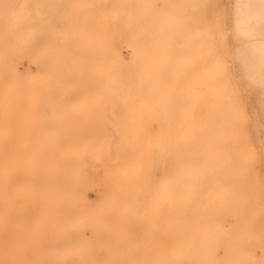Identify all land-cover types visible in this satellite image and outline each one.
Segmentation results:
<instances>
[{
	"label": "rangeland",
	"instance_id": "obj_1",
	"mask_svg": "<svg viewBox=\"0 0 264 264\" xmlns=\"http://www.w3.org/2000/svg\"><path fill=\"white\" fill-rule=\"evenodd\" d=\"M131 1L134 2V0H123V3L122 0H43V2L42 0H30V1L22 0V2L21 0H17L15 3V6L22 13V16L24 15L26 20H24L25 26L21 25L22 24L21 19L19 20L17 31L15 32L16 40L18 41L17 52L18 53L20 52V54H18L19 59L16 60L17 76H13V72L11 73L8 72V69H10L11 67V63L9 62V59L7 61L3 59L0 63V72H2V76H0V178H1L0 184L2 183L0 185L1 188L0 189V198H1L0 199L1 200L0 230L2 232L0 233V250L2 251L0 252V260L1 257L3 258L1 260L2 261L1 263L30 264L31 261H33L34 263L31 264H86V263L87 264L88 263L89 264H167L166 258H168V255L171 250H172L171 254L173 251H174L173 253L186 254V252L188 253L189 250L191 252L192 251L195 252L194 249L198 251L197 253H200V250H202V252H206L207 251L206 248H208L207 245H210L211 243L210 246L212 248L213 245V248L212 249L210 247L208 248L209 250V252H207L208 254H220L221 256L223 255L226 259L229 258L233 262H237V264H241V263L264 264V247H263L264 157H262L264 156L263 155L264 153L263 152L264 151V138H263L264 137L263 136L264 135V95H263L264 90L257 85V82L253 77L254 75L252 71H250L249 69L252 63H250L251 61L249 59V51L247 49H249V46L253 43L252 41L253 39L250 40L246 39L248 37H246L241 32H239V34L244 35V37L239 34L237 35V32L240 31V29L242 28V26L236 27V25L234 24L235 21L234 16L238 14L237 13L236 15H234L237 12L236 7L238 6L237 3H239L238 0H188V1L135 0L137 6L142 5L146 9V10L143 9L144 12H147V14L145 13L144 16L142 15V13L141 15H139V12H141L142 10L138 11L143 7L138 6L139 8L138 9L135 3H134L135 5L133 4L132 6L131 4L133 2L131 3ZM9 2L13 3L12 0L1 1L0 7L2 8V10L4 7H7L5 6V4ZM128 4L129 6H131L130 7L131 11L134 10V12L132 13H135V15L138 14L137 16H133V14L129 9ZM189 4H191V6ZM118 5L121 7H119ZM164 7L165 9H163ZM185 7H187V9ZM149 9L154 12H151ZM118 10H121L123 12H120ZM221 12L222 15L224 14L223 16H221ZM127 14H130V16H128ZM161 14L163 17L160 16ZM217 14L220 16V18ZM225 14L228 17L225 16ZM146 15H148L147 18H149L150 21L149 19L146 18ZM139 16H141L143 20H139V18H141ZM184 17H186V19ZM237 17L238 15L236 16V18ZM123 18L124 20L127 19L128 23L124 21ZM3 19L9 20V17H4ZM131 20L134 22L132 23ZM190 20H192V22ZM216 20H218L217 24H216ZM173 22L174 23L176 22V24L174 25ZM130 23L132 25H130ZM26 24H28L27 27ZM144 25H146L147 27L146 26L144 27ZM216 25L219 27V29ZM228 25L230 28H228ZM128 26L133 28L131 29ZM156 26L158 27L156 28ZM226 27L229 30L231 29L230 30L231 33H228L229 32L228 29L227 32ZM21 28L24 29L22 30ZM99 28L102 29L100 30ZM103 28L107 32L103 30ZM158 28L159 31H157ZM222 28L225 30L224 32H222L223 31ZM236 28L238 29V31ZM60 29L64 31V33ZM166 30L167 33H165ZM219 31H221L223 35L221 34V32L218 33ZM104 32H106L107 34L105 35ZM117 32L118 33L120 32L121 34L119 33L118 35ZM144 32L146 33V35L144 34ZM147 32L149 35L147 34ZM158 32L159 34L162 33V35L158 36L159 35ZM115 33H117V35H115ZM60 34L63 35L61 36ZM102 34L104 37L102 36ZM163 34H166L169 37L166 38V35ZM202 34H204L205 39ZM220 34L222 35V37L224 36V38H222ZM96 35L98 36V38ZM144 35L147 38L148 42L150 43L146 42L144 44L145 42ZM90 36L93 38H91ZM151 36H152V40H151ZM100 37L102 38L100 39ZM160 37L161 39L163 38L162 39L163 41L159 40ZM186 37L187 38L189 37L188 40ZM169 38H171V40ZM174 38L176 40L178 39L177 43L180 44L179 46L178 44H174L176 43ZM166 39L167 41H165ZM201 39L203 41H201ZM3 40L4 39L1 37L0 45H5L6 42L5 40L4 41ZM128 40L130 43L128 42ZM142 40L144 41L143 44H142ZM47 41L49 43H47ZM164 41L165 43H163ZM151 42L153 44L154 42H156L155 44L160 47L153 44L150 46L149 44H151ZM182 42L185 43V44L183 43L184 44L183 47H182ZM100 43L102 44L106 43L105 44L106 47L104 48L105 46L104 44L102 47ZM136 43L137 45H135ZM98 44H100L101 46L100 45L98 46ZM247 44L249 45L248 48H247ZM108 45H110L111 47H109ZM147 45L148 47L145 49V46ZM132 46L134 47L133 49ZM138 46L141 49H139ZM152 46L153 47L156 46L155 48L158 47V49L161 48V50L152 48ZM163 48L165 50H162ZM137 49L139 50L138 53L136 52L138 51ZM170 49H172L173 52H171ZM177 49L178 51H176ZM241 50L243 53H246V55L244 54L243 55L247 61L249 60L248 62L244 60L243 57L241 56L242 55ZM243 50L244 51L246 50V52H244ZM106 51H111L112 53L109 52L108 54ZM182 51L185 53H182ZM207 52H209L208 56L206 54ZM222 52L225 54H223ZM226 53L228 55H226ZM158 54H160L161 56L160 55L157 56ZM190 54H193L195 56H192ZM185 55L187 57H185ZM189 55L191 61L188 58ZM20 56H22V58ZM156 56L158 58L163 57L160 58L161 62L162 61L164 62L166 60L167 61L165 62V64L162 62L164 65L159 61H157L156 63L155 60L156 59L159 60ZM206 57H208L207 60ZM227 57L228 59L230 58L231 60L230 59L229 60L232 62H230L227 59ZM138 58L144 61H141ZM22 59L24 61H22ZM137 59L138 61L135 62V60ZM195 59H197L196 63H198V66L194 61ZM149 62L150 64H152L153 62L154 64V65L152 64L153 67L152 65L149 64ZM146 63L150 67H152V69ZM125 64L128 65V69H130V71L127 69V66ZM155 64H157L158 66L157 65L155 66ZM159 64H162L164 68L166 66L167 69H164L161 65L159 67ZM223 64L227 68H225ZM229 65H231V67ZM138 68L141 70L142 68L143 69L149 68V71L151 70L152 71L148 72V70L146 71L145 69L144 71H141ZM89 69L91 70V72ZM131 69L133 73L132 74L130 73L131 74L130 75L129 72H131ZM134 69L135 71H137L136 69H138L137 72H139V74L134 72ZM153 69L156 70V72H153L154 71ZM168 69H170L169 72H167ZM198 69H200L201 72ZM233 70L235 71V73H237V75L233 74L234 73ZM161 71L163 75L160 73ZM226 71L228 73L230 71L232 72H230L228 75ZM22 72H24V74ZM157 72H159V74ZM141 73L142 74L144 73V79H142ZM149 73L150 74L153 73V74L150 75ZM167 73L168 75H166ZM193 73H195V75ZM96 75L99 80L95 78ZM189 75H192L194 77H191ZM167 76L170 81L169 82L170 87L168 86V89L166 90V86H167L166 84H168L167 83L168 80L167 82L166 80L164 82L162 78L167 79ZM49 77H51L52 81L51 79L49 80ZM235 77L237 80L235 79ZM252 77L254 78V80H252L253 79ZM130 78H132V81L134 83H131L132 81L130 82ZM170 78L172 79V81ZM191 78L192 79L194 78V80H191ZM14 79H15V81H13L14 83L16 82V80L17 82H19L14 84L15 86H17V89L11 82V80ZM146 79L148 80V83L151 82L150 85L153 87V89L149 88L150 87L149 84H146L147 82ZM203 79H205L204 83H202ZM139 80H143V81H139ZM179 80L184 84V86H182ZM187 80L189 81L188 86H187L188 82H186ZM8 81L10 82L11 85L14 86V90L16 89L14 91V93H16L15 96L14 94L12 96V93L10 94L8 92L9 91ZM99 81H101V83H99ZM174 82L176 83L178 82L181 84L180 87H182L181 89L183 90V92L182 90L179 91L180 89L179 85L176 86L178 83L176 84ZM45 83H47L48 85ZM162 83L163 84L166 83L165 84L166 86L163 85ZM170 83L172 84L170 85ZM20 84L21 85L24 84V85L20 86ZM235 84L238 87V89L237 87H235ZM11 85L10 87H12ZM25 85H27V87ZM106 85L107 87H105ZM144 85L145 86L148 85L147 86L148 90L145 88ZM251 85L254 87H252ZM161 86L162 87L165 86V87L162 88ZM185 86L187 87L184 88ZM195 86L197 87L196 89ZM211 87L214 90H216L215 92L217 93H214V90L212 91ZM20 89L23 91L20 92L21 91ZM106 89L109 90L107 91ZM124 90H126V92L128 93L124 92ZM143 90L146 93V95H143L145 94ZM151 90L152 93L154 94L150 93ZM165 90L169 94L164 93L165 95H163V91L166 92ZM160 91L162 92L161 93L162 97L159 93ZM171 91H173L175 94ZM47 92H49L48 94L49 97L52 98L53 96L52 99L54 101H51L53 103V104L50 103L51 105H54V102H56L55 100L57 99H59L60 102L57 103L58 105L57 107L52 108L53 106H50L52 109L51 108L48 109L47 107L44 106L43 107L44 109L42 110L43 105L46 106L49 105L46 99L48 97ZM211 92H213V94H211ZM124 93L126 94V96ZM137 93L139 94L136 95ZM178 93L181 95H179ZM56 94L58 96H55ZM149 94L151 97H154L153 100H155V102L152 100H150L151 102L149 101L150 98ZM157 94L160 95L159 98ZM128 95H130L129 98L130 101L128 99ZM131 95L134 96L136 95L137 100L141 99V101H137L135 96V102L136 101L141 102L138 104L143 105L144 108L143 110H142V105L138 106L137 103L134 104V101L132 102L134 98ZM173 95L175 96V98ZM31 97L32 100L29 99ZM165 97L167 98V102H166L167 104L165 103L166 101ZM172 97L174 98V100L177 101L175 102ZM216 97L219 99L217 100L220 103L216 100ZM146 98L147 101L149 102H146ZM207 98L210 100H208ZM143 99L145 100V102ZM247 99L249 100V103ZM170 100L173 101L170 102ZM206 100H208L209 103L206 102ZM143 102L146 103V106H149L150 104L152 106L145 107V104H143ZM152 102H154V104L156 105H153ZM30 103L32 106L30 105ZM73 103L74 105H72ZM115 103L117 106L115 105ZM160 104L161 106L158 107L157 105ZM174 104H175V108H174L175 111L173 110ZM22 105L26 109L25 112H27V110L29 111L27 112L26 115L23 112L24 109H22ZM248 105H250V107ZM117 107L119 109L121 108V110L119 111ZM136 107L137 108L139 107L138 108L139 110ZM155 107L156 110H154ZM163 107H165L166 110H164ZM242 107H244V109ZM220 109L223 110V111L221 110V112H223V115L220 112ZM250 109L253 110L251 111ZM49 110L52 111L54 115L51 114ZM127 110L131 111V113L128 112ZM21 111L24 114L20 113ZM42 111L48 114L46 115V118L47 116H49V114H51L50 115L51 118L49 116L48 117L49 120L47 119L46 121V118H44L45 116L42 114L44 112ZM250 111L253 112V116L252 113H250ZM76 113L78 115H76ZM103 113L105 114L104 117H103ZM210 113L212 116L210 115ZM249 114L251 116H249ZM213 115L214 116L217 115V116L213 117ZM54 116L55 117L57 116L55 119L56 120L58 119L60 122L57 120L55 123ZM195 116H197L195 118L196 121L195 119H193ZM52 117L54 120L52 119ZM212 117L215 118L214 120L216 121V123H214L215 121L212 120L213 119ZM256 117L260 122L256 119ZM41 119L42 121H44V123L51 122L50 124L54 123L55 126L54 124H52V126L51 125L48 126V124L47 123H46L47 125L44 124L41 121ZM111 120L113 121L112 123ZM172 120L173 122H171ZM219 122L223 124L221 125ZM41 123H43V126L44 125L46 127L48 126L47 127L48 130L51 131L54 135L51 132L47 131V133L50 134V137L45 139V136L47 135L45 134L46 133L45 131L47 130V128H43L44 130H41L40 128L42 125ZM39 125H40L39 127L40 129L37 127ZM194 126H196L197 128L195 129ZM169 127L171 128L172 131L170 130ZM251 127H253L254 130L251 129ZM257 127L259 128L257 129ZM57 128H59V130ZM109 128L111 129L110 131L112 133L108 130ZM29 129L32 130L33 132H31ZM41 131L43 132V134ZM237 131L239 133H237ZM261 131L263 134L261 133ZM168 132L170 133L168 134ZM84 134L88 137H86ZM261 138L263 139L261 140ZM37 141L40 144V145L38 144L40 147L37 146ZM192 141H196V143H192ZM41 142L45 146L44 148H42L43 145L41 146ZM48 142L49 143L52 142L54 145H52V143L49 144ZM27 143L29 144V146ZM165 143L167 146L165 145ZM30 145H31V149H30ZM139 145H141V147H139ZM83 146L86 147L87 150H85ZM138 147L141 149H139ZM227 147L229 149H227ZM43 149L44 150L46 149L45 150L46 152L43 151ZM82 149H83V153H81ZM100 149H102V151L104 150L103 153ZM230 149L232 150L230 151ZM30 150L32 151L31 154H29ZM110 150L113 153H111ZM99 151H101L100 152L101 154H99ZM137 151H141V152H137ZM177 151L178 153H176ZM93 152L96 155L94 154L93 156L92 154ZM76 153H77V157L75 158L74 155L76 156ZM88 153H90V155L92 154L91 155L92 157L90 155L89 157ZM139 153H141V155L137 156V154ZM229 153L231 154V156L229 155ZM28 154L29 157L30 155H32V157L30 158L27 157ZM80 154L82 155V157L80 156ZM104 154H105V158H103V161H101L102 157H100V155L104 157ZM83 155H86V158L83 157ZM169 155H171V157ZM137 157L141 159L139 158L137 159ZM158 157L159 158L161 157V159H158ZM175 157L177 161H175L176 160ZM27 158H29L28 161H26ZM43 158H45V162ZM77 158L79 159L77 160ZM84 158L88 163H86V161L80 162V160H83ZM143 158L144 161L142 160ZM168 158L172 159V163L173 162L174 163L172 164L170 162L171 160ZM184 158L186 160H184ZM151 159L155 161V164H152ZM166 159L170 163H168ZM193 159H195V161H193ZM180 160L182 162H180ZM183 160L185 162H183ZM24 162L25 164H23ZM46 162L48 164L49 163L51 164L48 165ZM91 162H92L91 164L92 166L90 165ZM165 162H167L168 165ZM207 162L208 164L206 165ZM43 163L45 165H43ZM79 163H82V167ZM173 165L174 168L170 167V169L168 168L167 170V172L171 170L169 174L167 172H164L166 168L165 166L169 167ZM200 165L202 166L201 168ZM43 166L45 169V171L43 169L44 172L41 170ZM47 166L48 169L46 168ZM80 167L84 168V171ZM103 168H105V170ZM35 169L36 171L41 170L43 173H45L46 171L49 172L50 169V173L46 172L47 179L44 180L42 178L43 180L41 182L43 183H38L40 187L39 186L37 187V182H39L38 178L35 180V177H38L37 174L39 171L36 172ZM141 169H143L144 171H141ZM152 169L153 171H151ZM173 170H177L174 173L175 175L173 174ZM32 171L34 173L33 175H32ZM74 171H77L76 176L74 175L75 174ZM78 171L82 172L83 175L82 179L81 177H79L81 175L80 174L81 172L78 173ZM43 173L40 174H42V176L45 177L46 174ZM77 173L80 175L78 176ZM166 173L167 175H165ZM180 173L181 174L183 173V175H181ZM3 175L5 176V178L2 177ZM69 175H71L72 178ZM177 175L180 178L175 177ZM139 176H143L145 178L147 177L149 179L150 176H152L151 178L153 179H150L151 181L149 180V182L150 183L152 182L151 186L153 185L152 187H155L156 189L161 188L158 186L165 184L168 181L167 180L168 177L173 178V179L171 178L172 181H170V179L168 178L170 184L168 182L165 184L166 188L168 187L167 188L168 195H164L165 196L164 199L166 198L167 201H165L166 200L165 199L164 203L165 202L166 203L161 205V209L163 208V210L161 211V213H163L162 216L173 217L175 214L173 220L170 218L167 219L166 221V218L160 216L161 220L159 217L158 219L154 220L155 223H152L147 221V219L142 218L141 216L142 209L141 207L138 206L139 198L137 197L141 195L140 193L138 194V192L140 191L138 188L139 185H141V181H140L141 177ZM9 178L10 180H8ZM86 178L90 180L89 181L90 186L86 184V180H85ZM121 178L122 180L124 179L123 182ZM161 178L165 180V183L163 182L162 184ZM176 178L180 180L181 184H179L180 182ZM39 179H41V177H39ZM175 179L178 182H176ZM181 179L182 180L184 179L187 182L184 180L182 181ZM5 180L9 181L7 183L8 185L4 184L6 183ZM190 182L192 183L191 185H189ZM176 183H178V185H176ZM35 184L36 186H34ZM171 184L174 186L175 190L178 188L177 191H179V195L181 194L180 196L178 195V192L174 190ZM36 187L39 189H37ZM144 187L147 188V186ZM162 187L164 189V185ZM185 187L187 188L185 189ZM21 188L23 189L22 192H21ZM31 189L32 190L34 189L33 190L34 192ZM173 190L175 191L176 194L174 193ZM185 190L187 193L185 192ZM172 191L175 194V196L172 194ZM189 191L192 192L190 193ZM120 193L121 195L119 196ZM46 195L50 197L51 200L53 198V201H51L50 198L48 199ZM173 196L175 198H173ZM136 197L138 199L137 202L136 200H134ZM177 197L180 199L182 203L179 200H176L178 199ZM116 198L118 199L116 200ZM170 198L174 200L172 201ZM42 199H44L45 201H42ZM192 199H194L195 201L197 199V201L194 202ZM219 199L222 200V202H220ZM55 200L57 203L55 202ZM183 200L186 201L185 204L186 205L188 204L187 206L184 205ZM26 201L28 202L26 203ZM42 202H44V204ZM175 203L177 204L174 205ZM218 203L221 205V207H219L220 205ZM29 204L30 205L32 204V209ZM178 204L180 205L179 207L182 209L178 207ZM181 204L183 205V207ZM189 204L194 205V207ZM118 205L120 206V208ZM129 205H130V210L128 209ZM169 205L173 208L172 210V208L169 207L171 209V212L169 211L168 208ZM173 206L178 207L176 208L177 209L176 211L180 209V214H177V212L174 211L175 208ZM216 206H218V208H216ZM82 207H84L85 210ZM189 209L191 212L189 211ZM125 210H127L126 211V213L128 214L127 216L124 215L126 213H123ZM200 210L201 211L203 210L202 211L203 213ZM214 210L215 213L213 212ZM130 211L134 213H130ZM164 212H169V214L170 213L173 214L169 215L168 213L165 214ZM195 213L201 215H198L196 218ZM178 215L182 219L179 220ZM182 215L184 219L186 218V220L183 219ZM136 216L139 219H143V221L146 220V222L144 221L146 224L150 223L151 226L157 225L156 226L157 228L154 226L153 227L156 230L157 229L158 230L156 231L154 228H152L149 225H147L146 228V225L145 223H143L142 220L139 221L138 219L136 222L137 219ZM55 218L58 220H56ZM61 219H63L62 220L63 222L61 221ZM127 219H130V222L129 220L127 221ZM133 220H135V222H133ZM157 220L160 221L163 225H166L165 223L169 224L168 221L169 222L171 221L169 224L170 227L168 226L169 228H167V225L166 227L162 226V224H159ZM205 221L208 223H205ZM17 222L18 223L20 222L19 226ZM34 222L36 224H34ZM55 223H57L58 226H56ZM61 223L65 228L61 229L62 228L60 226L62 225ZM178 223L182 225H179ZM16 224L18 227L16 226ZM41 224L43 227L41 226L42 228L40 229ZM134 224H136L137 226ZM204 224L206 226H204ZM139 225L143 226L144 229H139L141 228V226ZM190 225L194 227L192 228ZM148 226L152 229H150ZM49 227L50 228L52 227V229H50ZM170 228L172 229L170 230V232H172L171 236L174 235L172 236L174 240L168 239L171 238L169 237L170 234H168L169 231H167V229ZM179 228L183 230L177 231ZM184 228L186 229L185 230L186 233L183 232ZM187 228L188 229L190 228V230H188ZM153 229L156 232H152L151 230ZM57 230L59 231L57 232ZM161 230H163L164 232L163 231L161 232ZM193 230L197 231L198 233L196 232L192 233ZM184 234L186 235V237H184L185 236ZM245 234L251 239L246 237ZM250 234L253 235V237H250L251 236ZM50 235H52V237H50ZM190 235L193 236L194 238L191 239ZM14 236L17 238H15ZM53 236H54V242L50 239V238L53 239ZM60 236L61 237L63 236L62 239H59ZM154 236L160 237L161 239L158 240V238ZM142 237H144L145 240ZM244 237H246V239H244ZM9 238L10 241L8 240ZM35 239H37L38 241ZM49 239H50V243H49ZM58 239L61 241L57 242ZM215 240L218 241L213 243ZM245 240L247 241V243L249 242L248 245L247 243H245L247 246L243 243V241ZM142 241H144L145 244L142 243ZM194 241L196 242L194 243ZM62 242L65 245L62 244ZM216 243H218V246ZM188 244L193 245V249H191L192 247L190 248ZM5 245L9 246V248ZM144 245L145 246L147 245V248ZM28 246L30 249H28ZM54 246L56 249H58V253L59 252L61 253L63 252V253L56 254ZM69 246L71 248H69ZM77 246H79V248H77ZM4 248L5 249L7 248L5 252L2 250ZM64 248H65V252H64ZM61 249L62 251H60ZM66 249L68 250V252H66L67 251ZM168 249L171 250L169 251ZM259 249L261 251H259ZM167 251L169 252L167 253ZM48 253L51 254L49 255ZM226 253H228V255ZM37 254L40 255V256L38 255L39 258ZM238 254H240V256ZM48 255L50 257H48ZM245 257L247 258L245 259ZM40 258H42L43 261ZM229 259L227 261H229Z\"/></svg>",
	"mask_w": 264,
	"mask_h": 264
},
{
	"label": "bare ground",
	"instance_id": "obj_2",
	"mask_svg": "<svg viewBox=\"0 0 264 264\" xmlns=\"http://www.w3.org/2000/svg\"><path fill=\"white\" fill-rule=\"evenodd\" d=\"M1 1H2V0H0V3H1ZM12 1H13V3H12V2H11V3L9 2V3L5 4V6H7V7H4L3 10H2V8L0 7V40H1V37H2V38L5 40V42H6L5 45H0V63H1V61H2L3 59L6 60V61L9 59V62L11 63V67H10V69H8V72H10V73L13 72V76H17V75H16V74H17L16 60L19 59V58H18V57H19L18 54H20V52H19V53L17 52V47H18V46H17V42H18V41L16 40L15 32L17 31V26H18L19 20L21 19V23H22V24H21V23H20V24L25 26V24H24V20H26V18L24 17V15L22 16V13H21V12L17 9V7L15 6V3H16L17 0H12ZM29 1H30V0H29ZM143 1H144V0H143ZM146 1H147V0H146ZM186 1H188V0H186ZM21 2H22V0H21ZM42 2H43V0H42ZM132 2H133V1H131V3H132ZM138 2H139V1H138ZM138 2H137V3H138ZM236 2H237V1H236ZM236 2H235V3H236ZM238 2H239V3H237L238 6L236 7V8H237V9H236L237 12H236V13L234 12V13H235L234 15H236V14L238 13V14H237L238 17L236 18L237 15L234 16V19H235V21H236V22L234 21V24L236 25V27H237V26H238V27H239V26H240V27L242 26V28L240 29V31H238V29L236 28L237 31H238V32H237V35L239 34V32H241V33H243L246 37H248V38L245 37L246 39H248V40L253 39V40H252L253 43H252L250 46L247 44V48H248V46H249V49H247V50L249 51V59H250V61H251L250 63H252V64L250 65L249 69H250V71H252V73H253V75H254L253 77L255 78V80H256V82H257V85H258L261 89L264 90V0H238ZM118 3H121V2H118ZM122 3H123V0H122ZM124 3H125V2H124ZM134 3L136 4V1H135V0H134V2H133L131 5L133 6ZM164 3H165V2H164ZM98 4H99V3H98ZM135 4H134V5H135ZM172 4H173V3H172ZM177 4H178V3H177ZM115 5H116V4H115ZM143 5H144V4H143ZM189 5L191 6V4H189ZM118 6H119V5H118ZM123 6H124V5H123ZM128 6H129V4H128ZM136 6H137V4H136ZM138 6H139V5H138ZM138 6H137V8H138ZM147 6H148V5H147ZM179 6H180V5H179ZM182 6H183V5H182ZM113 7H114V6H113ZM119 7H121V6H119ZM130 7H131V6H129V9H130ZM139 7H143V6L141 5V6H139ZM133 8H134V7H133ZM185 8L187 9V7H185ZM126 9H127V8H126ZM138 9H139V8H138ZM143 9H145V8L143 7V8H141V9L138 10V11H141V10H142L141 12H139V15H141V13H142L143 16H144L145 13L147 14V12H144ZM152 9H153V7H152ZM163 9H165V7H164ZM180 9H182V8H180ZM194 9H195V8H194ZM21 10H22V8H21ZM145 10H146V9H145ZM149 10H150V9H149ZM183 10H184V9H183ZM118 11L123 12V11H121V10H118ZM130 11H131V9H130ZM150 11H151V10H150ZM150 11H149V12H150ZM186 11H187V10H186ZM186 11H185V12H186ZM132 12H134V10L131 11V13H132ZM135 12H136V11H135ZM151 12H154V11H151ZM156 12H157V11H156ZM183 12H184V11H183ZM223 12H224V11H223ZM136 13H137V12H136ZM163 13H164V11H163ZM132 14H133V16H137V15H138V14L135 15V13H132ZM195 14H196V13H195ZM218 14H219V13H218ZM218 14H217V15H218ZM127 15L130 16V14H127ZM150 15H151V14H150ZM155 15H156V14H155ZM164 15H165V14H164ZM167 15H168V14H167ZM188 15H189V14H188ZM223 15H224V14H223ZM223 15H222V12H221V16H223ZM123 16H125V15H123ZM147 16H148V15H146V18H147ZM160 16H162V14H161ZM215 16H216V15H215ZM218 16H219V15H218ZM225 16H227V15L225 14ZM4 17H9V20H8V19H7V20H6V19H3ZM126 17H127V16H126ZM139 17H141V16H139ZM156 17H157V16H156ZM162 17H163V16H162ZM168 17H169V16H168ZM170 17H171V16H170ZM191 17H193V16H191ZM205 17H206V16H205ZM207 17H208V16H207ZM227 17H228V16H227ZM133 18H134V17H133ZM133 18H131V19H133ZM184 18L186 19V17H184ZM219 18H220V16H219ZM223 18H224V17H223ZM125 19H126V18H125ZM147 19H149V18H147ZM171 19H172V18H171ZM175 19H176V18H175ZM179 19H180V17H179ZM185 19H184V20H185ZM187 19H188V17H187ZM4 20H5V21H4ZM123 20H124V18H123ZM139 20H143L142 17L139 18ZM139 20H138V22H139ZM154 20H155V19H154ZM192 20H194V19H192ZM192 20H190V21L192 22ZM212 20H213V19H212ZM221 20H223V19H221ZM7 21H8V22H7ZM124 21L127 22V19L124 20ZM131 21H132V20H131ZM149 21H150V19H149ZM149 21H147V22H149ZM169 21H170V20H169ZM172 21H173V20H172ZM186 21H187V20H186ZM217 21H218V20H216V24H217ZM25 22H26V21H25ZM133 22H134V21H132V23H133ZM151 22H152V21H151ZM219 22H220V21H219ZM26 23H27V22H26ZM122 23H124V22H122ZM127 23H128V22H127ZM141 23H142V21H141ZM173 23H174V22H173ZM185 23H186V22H185ZM194 23H195V21H194ZM28 24H29V23H28ZM28 24H26V27H27ZM63 24H64V23H63ZM98 24H99V23H98ZM149 24H150V23H149ZM175 24H176V22L174 23V25H175ZM198 24H199V23H198ZM226 24H227V22H226ZM112 25H113V24H112ZM128 25H129V24H128ZM130 25H132V24L130 23ZM147 25H148V23H147ZM164 25H165V24H164ZM222 25H223V24H222ZM222 25H221V26H222ZM229 25H230V23H229ZM229 25H228V28H230ZM141 26H142V25H141ZM145 26H146V25H144V27H145ZM151 26H152V25H151ZM186 26H187V24H186ZM203 26H204V24H203ZM216 26H217V25H216ZM221 26H220V27H221ZM225 26H227V25H225ZM71 27H72V26H71ZM119 27H120V26H119ZM128 27H130V26H128ZM146 27H147V26H146ZM157 27H158V26H156V28H157ZM182 27H183V26H182ZM184 27H185V26H184ZM217 27H218V26H217ZM12 28H13V29H12ZM81 28H82V27H81ZM130 28H131V27H130ZM132 28H133V27H132ZM132 28H131V29H132ZM137 28H139V27H137ZM141 28H142V27H141ZM188 28H189V27H188ZM188 28H187V29H188ZM198 28H199V26H198ZM228 28L226 27V30H227ZM21 29L23 30L24 28H21ZM61 29H62V28H61ZM61 29H60V30H61ZM99 29H100V28H99ZM101 29H102V28H101ZM101 29H100V30H101ZM134 29H136V28H134ZM185 29H186V28H185ZM216 29H217V28H216ZM218 29H219V27H218ZM218 29H217V30H218ZM236 29H235V31H236ZM19 30H20V29H19ZM62 30H63V29H62ZM62 30H61V31H62ZM103 30H105V29L103 28ZM119 30H120V29H119ZM164 30H165V29H164ZM208 30H209V29H208ZM222 30H223V31H222ZM222 30H221L222 32L225 31L223 28H222ZM228 30H229V29H228ZM228 30H227V32H228ZM230 30H231V29H230ZM230 30H229L228 33H231ZM84 31H85V30H84ZM84 31H83V32H84ZM105 31H106V30H105ZM116 31H117V30H116ZM116 31H115V32H116ZM130 31H131V30H130ZM136 31H137V30H136ZM146 31H147V30H146ZM157 31H159V28H158ZM157 31H156V32H157ZM171 31H172V30H171ZM213 31H214V30H213ZM221 31H219L218 33H220ZM233 31H234V30H233ZM20 32H23V31H20ZM62 32L64 33V31H62ZM81 32H82V31H81ZM101 32H102V31H101ZM101 32H100V33H101ZM106 32H107V31H106ZM106 32H104L105 35L107 34ZM156 32H155V33H156ZM180 32H182V31H180ZM222 32H221V34L223 35ZM18 33H19V32H18ZM73 33H74V32H73ZM85 33H86V32H85ZM100 33H99V34H100ZM102 33H103V32H102ZM117 33H118V32H117ZM117 33H115V35H117ZM119 33H120V32H119ZM119 33H118V35H119ZM133 33H134V32H133ZM133 33H132V34H133ZM136 33H137V32H136ZM165 33H167V30H166ZM177 33H178V31H177ZM177 33H176V34H177ZM209 33H210V31H209ZM218 33H217V34H218ZM16 34H17V33H16ZM81 34H82V33H81ZM86 34H87V33H86ZM120 34H121V33H120ZM137 34H138V33H137ZM144 34L146 35L145 32H144ZM147 34H148V32H147ZM150 34H151V33H150ZM158 34H159V32H158ZM185 34H186V33H185ZM221 34H220V35H221ZM60 35H61V34H60ZM62 35H63V34H62ZM62 35H61V36H62ZM69 35H71V34H69ZM100 35H101V34H100ZM100 35H99V36H100ZM133 35H134V34H133ZM145 35H144L145 42L142 40V44H143V42H144V44H145L146 42H148V40H147V38L145 37ZM148 35H149V34H148ZM148 35H147V37H148ZM155 35H156V34H155ZM160 35H162V33L159 34L158 36H160ZM163 35H166V34H163ZM168 35H169V34H168ZM172 35H174V34H172ZM177 35H178V34H177ZM183 35H184V34H183ZM186 35H187V34H186ZM202 35L204 36V34H202ZM205 35H206V34H205ZM222 35H221V37H222ZM227 35H229V34H227ZM239 35H241V36L244 37V35H242V34H239ZM20 36H21V35H20ZM92 36H93V35H92ZM96 36H97V35H96ZM96 36H95V37H96ZM102 36H103V34H102ZM136 36H137V35H136ZM156 36H157V35H156ZM175 36H176V35H175ZM178 36H179V35H178ZM203 36H202V37H203ZM218 36H219V35H218ZM218 36H217V38H218ZM231 36H232V34H231ZM5 37H6V39H5ZM59 37H60V36H59ZM82 37H83V36H82ZM90 37H91V36H90ZM103 37H104V36H103ZM109 37H110V36H109ZM124 37H125V36H124ZM124 37H123V38H124ZM132 37H133V36H132ZM162 37H163V36H162ZM167 37H169V36L166 35V38H167ZM235 37H236V36H235ZM18 38H19V37H18ZM54 38H55V37H54ZM62 38H63V37H62ZM91 38H93V37H91ZM97 38H98V36H97ZM101 38H102V37H100V39H101ZM144 38H143V39H144ZM171 38H172V36H171ZM171 38H169V39L171 40ZM175 38H176V37H175ZM175 38H174V39H175ZM179 38H180V37H179ZM186 38H187V37H186ZM188 38H189V37H188ZM188 38H187V40H188ZM219 38H220V37H219ZM222 38H224V36H223ZM238 38H239V37H238ZM238 38H237V39H238ZM100 39H98V40H100ZM103 39H104V38H103ZM106 39H107V37H106ZM109 39H110V38H109ZM137 39H139V38H137ZM148 39H149V38H148ZM162 39H163V38H162ZM162 39H161V37H160L159 40L163 41ZM174 39H173V40H174ZM192 39H193V38H192ZM204 39H205V36H204ZM4 40H3V41H4ZM25 40H28V39H25ZM55 40H56V39H55ZM57 40H58V39H57ZM98 40H97V41H98ZM139 40H141V39H139ZM151 40H152V36H151ZM173 40H172V42H173ZM189 40H190V39H189ZM194 40H195V39H194ZM220 40H221V39H220ZM228 40H229V39H228ZM20 41H21V39H20ZM20 41H19V42H20ZM94 41H95V40H94ZM109 41H110V40H109ZM149 41H150V40H149ZM155 41H156V40H155ZM165 41H167V39H166ZM165 41H164L163 43H165ZM175 41H176V43H174V44H178V43H177V42H178V39H177V40L175 39ZM191 41H192V40H191ZM199 41H200V40H199ZM199 41H198V42H199ZM201 41H203V40L201 39ZM214 41H215V40H214ZM241 41H242V40H241ZM100 42H101V41H100ZM105 42H108V41H105ZM128 42H129V40H128ZM192 42H193V41H192ZM219 42H222V41H219ZM228 42H229V41H228ZM47 43H49V42L47 41ZM97 43H98V42H97ZM110 43H112V42H110ZM129 43H130V42H129ZM148 43H150V42H148ZM148 43H147V44H148ZM155 43H156V42H154V44H153V43L151 42V44H149V45H150V46H151L152 44H153V45H156ZM179 43H180V42H179ZM183 43H184V42H182V47H183L184 44H185V43H184V44H183ZM230 43H231V42H230ZM19 44H22V43H19ZM50 44H51V43H50ZM63 44H64V43H63ZM80 44H81V43H80ZM85 44H86V43H85ZM100 44H101L102 47H103V44H104V43H103V44L100 43ZM100 44H98V46H99ZM105 44H106V43H105ZM105 44H104V45H105ZM108 44H109V43H108ZM142 44H141V45H142ZM158 44H159V43H158ZM174 44H172V45H174ZM200 44H201V43H200ZM223 44H224V43H223ZM225 44H226V43H225ZM241 44H242V43H241ZM86 45H87V44H86ZM86 45H85V46H86ZM101 45H100V46H101ZM135 45H137V43H136ZM159 45H160V44H159ZM162 45H163V44H162ZM167 45H168V44H167ZM179 45H180V44H178V46H179ZM228 45H229V44H228ZM238 45H240V44H238ZM47 46H48V45H47ZM49 46H50V45H49ZM81 46H82V45H81ZM108 46L111 47L110 45H108ZM156 46H158V45H156ZM156 46H154V47L152 46V48H155ZM163 46H164V45H163ZM204 46H205V44H204ZM219 46H220V45H219ZM224 46H225V45H224ZM224 46H223V47H224ZM70 47H71V46H70ZM70 47H69V48H70ZM105 47H106V45L104 46V48H105ZM136 47H137V46H136ZM147 47H148V45L145 46V49H146ZM158 47H160V46H158ZM158 47L155 48V49H158ZM164 47H165V46H164ZM167 47H168V46H167ZM173 47H174V46H173ZM221 47H222V46H221ZM228 47H229V46H228ZM88 48H89V47H88ZM88 48H86V49H88ZM104 48H101V49H104ZM133 48H134V47L132 46V49H133ZM138 48H139V46H138ZM169 48H170V47H169ZM175 48H176V47H175ZM111 49H112V48H111ZM127 49H128V47H127ZM139 49H141V48H139ZM159 49L161 50V48H159ZM159 49H158V50H159ZM221 49H222V48H221ZM225 49H226V48H225ZM245 49H246V48H245ZM44 50H45V49H44ZM80 50H81V49H80ZM112 50H113V49H112ZM135 50H136V48H135ZM137 50H138V49H137ZM158 50H157V51H158ZM162 50H165V49L163 48ZM170 50H171V52H173L172 49H170ZM173 50H174V49H173ZM204 50H205V49H204ZM218 50H219V49H218ZM226 50H227V49H226ZM236 50H237V49H236ZM32 51H33V50H32ZM45 51H46V50H45ZM145 51H146V50H145ZM174 51H175V50H174ZM176 51H178V49H177ZM193 51H195V50H193ZM208 51H209V50H208ZM243 51H244V50H243ZM106 52L109 54V52H111V51H106ZM119 52H120V49H119ZM136 52L138 53L139 50L136 51ZM136 52H135V54H136ZM146 52H147V51H146ZM196 52H197V51H196ZM205 52H206V51H205ZM225 52H226V51H225ZM239 52H240V51H239ZM241 52H242V50H241ZM244 52H246V50H245ZM111 53H112V52H111ZM182 53H185V52L182 51ZM222 53H223V52H222ZM123 54H124V53H123ZM143 54H144V53H143ZM156 54H157V52H156ZM176 54H177V53H176ZM193 54H194V53H193ZM193 54H190V55L195 56V55H193ZM196 54H197V53H196ZM206 54H207V56H208V55H209V52H207ZM218 54H219V52H218ZM223 54H225V53H223ZM243 54L246 55V53H243V52H242V55H241V56L243 57V59L246 60V59L244 58V55H243ZM247 54H248V52H247ZM21 55H22V54H21ZM118 55H119V54H118ZM124 55H125V54H124ZM159 55H160V54H158L157 56H159ZM166 55H167V54H166ZM166 55H165V56H166ZM179 55H180V54H179ZM190 55L188 56V58H189L190 61H191ZM226 55H228V54L226 53ZM226 55H225V56H226ZM231 55H232V54H231ZM237 55H238V54H237ZM136 56H138V55H136ZM157 56H156V57H157ZM160 56H161V55H160ZM165 56H164V57H165ZM173 56H174V54H173ZM176 56H177V55H176ZM219 56H220V55H219ZM222 56H223V55H222ZM241 56H240V57H241ZM247 56H248V55H247ZM20 57L22 58V56H20ZM117 57H118V56H117ZM117 57H116V58H117ZM180 57H181V56H180ZM185 57H187V56L185 55ZM220 57H221V56H220ZM223 57H224V56H223ZM230 57H231V56H230ZM27 58H28V57H27ZM83 58H84V57H83ZM157 58H158V57H157ZM160 58H163V57H160ZM160 58H158L159 60L156 59L155 62H156V63H157V61L161 62ZM167 58H168V56H167ZM176 58H177V57H176ZM201 58H202V57H201ZM207 58H208V57H206V60H207ZM138 59H139V58H138ZM138 59L135 60V62L138 61ZM165 59H166V58H165ZM203 59H204V58H203ZM227 59H228V57H227ZM229 59H230V58H229ZM229 59H228V60H229ZM115 60H116V59H115ZM139 60H141V59H139ZM151 60H152V59H151ZM187 60H188V59H187ZM196 60H197V59L194 60L195 63H196ZM224 60H225V59H224ZM230 60H231V59H230ZM230 60H229V61H230ZM232 60H233V59H232ZM22 61H24V60L22 59ZM56 61H57V60H56ZM128 61H129V60H128ZM141 61H144V60H141ZM166 61H167V60H166ZM166 61H164V62L162 61V62L165 64ZM203 61H204V60H203ZM222 61H223V58H222ZM229 61H228V62H229ZM246 61H247V60H246ZM248 61H249V60H248ZM248 61H247V62H248ZM41 62H42V61H41ZM125 62H126V61H125ZM162 62H161V63H162ZM168 62H169V61H168ZM198 62H199V61H198ZM206 62H208V61H206ZM230 62H232V61H230ZM10 63H9V64H10ZM138 63H139V62H138ZM143 63H144V62H143ZM163 63H162V64H163ZM94 64H95V63H94ZM134 64H135V63H134ZM146 64H147V63H146ZM149 64H150V62H149ZM152 64H153V62H152ZM152 64H150V65H152ZM162 64H159V67H160V65L163 67L164 64H163V65H162ZM167 64H168V63H167ZM167 64H166V65H167ZM193 64H194V62H193ZM196 64H197V66H198V63H196ZM246 64H247V63H246ZM14 65H15V66H14ZM95 65H96V64H95ZM107 65H108V64H107ZM125 65L127 66V69H128V65H127V64H125ZM139 65H141V64H139ZM139 65H138V67H139ZM144 65H145V64H144ZM147 65H148V64H147ZM147 65H146V66H147ZM153 65H154V64H153ZM153 65H152V67H153ZM156 65H157V64H155V66H156ZM169 65H171V64H169ZM223 65H224V64H223ZM234 65H235V64H234ZM7 66H8V65H7ZM148 66H149V65H148ZM157 66H158V65H157ZM229 66L231 67V65H229ZM149 67H150V66H149ZM152 67H150V68L152 69ZM169 67H170V66H169ZM195 67H196V66H195ZM224 67H225V65H224ZM230 67H229V68H230ZM245 67H246V65H245ZM6 68H9V67H6ZM45 68H46V66H45ZM130 68H131V67H130ZM136 68H137V67H136ZM156 68H157V67H156ZM163 68H164V67H163ZM225 68H227V67H225ZM229 68H228V69H229ZM233 68H234V66H233ZM138 69H139V68H138ZM138 69H136V70L138 71ZM144 69H145L146 71L148 70V72H151V71H152V70L149 71V68H148V69L144 68ZM144 69L142 68V70H141V69H139V70L144 71ZM159 69H161V68H159ZM164 69H167V67L165 66ZM172 69H173V68H172ZM231 69H232V68H231ZM51 70H52V68H51ZM89 70H90V69H89ZM121 70H122V69H121ZM128 70L130 71V69H128ZM153 70H154V69H153ZM157 70H158V69H157ZM169 70H170V69H168V71H167V70H166V71L169 72ZM198 70L201 72L202 68H201V70H200V69H198ZM224 70H225V69H224ZM247 70H248V69H247ZM137 71H135V69H134V72H136V73L139 74V72H137ZM158 71H159V70H158ZM192 71H193V70H192ZM195 71H196V70H195ZM199 71H197V72H199ZM228 71H229V70H228ZM8 72H7V73H8ZM90 72H91V70H90ZM93 72H95V71H93ZM153 72H156V70H154ZM223 72H224V71H223ZM230 72H232V71H230ZM230 72H229V73H230ZM233 72H234L233 74H236V75H237V73H235L234 70H233ZM22 73L24 74V72H22ZM27 73H28V72H27ZM29 73H32V72H29ZM53 73H54V72H53ZM57 73H58V72H57ZM96 73H97V72H96ZM96 73H95V74H96ZM124 73H125V72H124ZM130 73H131V74L133 73V72H132V69H131V72H129V74H130ZM157 73L159 74V72H157ZM157 73H155V74H157ZM160 73L162 74V71H161ZM163 73H165V72H163ZM191 73H192V72H191ZM226 73H228V72L226 71ZM229 73H228V75H229ZM244 73H245V72H244ZM246 73H249V72H246ZM131 74H130V75H131ZM141 74H142V73H141ZM149 74H150V73H149ZM151 74H153V73H151ZM151 74H150V75H151ZM171 74H172V73H171ZM193 74L195 75V73H193ZM198 74H199V73H198ZM216 74H217V73H216ZM238 74H239V73H238ZM31 75H33V74H31ZM72 75H73V74H72ZM130 75H129V76H130ZM162 75H163V74H162ZM166 75H168V73H167ZM169 75H170V74H169ZM249 75H250V74H249ZM0 76H2V72H0ZM36 76H37V75H36ZM132 76H133V75H132ZM141 76H142V79H144V73H143ZM189 76L194 77V76H192V75H189ZM234 76H235V75H234ZM32 77H33V76H32ZM34 77H35V76H34ZM94 77H95V76H94ZM130 77H131V76H130ZM133 77H134V76H133ZM253 77H252V78H253ZM5 78H6V77H5ZM24 78H25V76H24ZM95 78H97V75H96ZM139 78H141V77H139ZM155 78H156V77H155ZM161 78H162V77H161ZM237 78H238V76H237ZM254 78H253L252 80H254ZM2 79H3V78H2ZM50 79H51V77H49V80H50ZM133 79H134V78H133ZM170 79H171V78H170ZM195 79H196V78H195ZM232 79H233V77H232ZM235 79H236V77H235ZM97 80H99V79L97 78ZM151 80H152V79H151ZM162 80H163L164 82H165V80H166V82H167V80H168V82H167L168 84L165 83L167 86H166L165 84L162 83L163 85L166 86V90H167V89H168V86H169V82H170L169 79H168V76H167V79H163V78H162ZM181 80H182V79H181ZM191 80H194V78H193V79L191 78ZM198 80H199V79H198ZM203 80H204V81H203ZM203 80H202V83L205 82V79H203ZM230 80H231V79H230ZM236 80H237V79H236ZM236 80H235V81H236ZM4 81H5V80H4ZM9 81H10V79H9ZM9 81H8V84H9V85H8V87H9V88H8V89H9L8 92H9L10 94L12 93V96H13V94H14V96H15L16 93H14V91L17 89V86H15L14 84H15V83H19V82H17V80H16V82L14 83L13 81H15V79H14V80H11L12 84L16 87V89L14 90V86L11 85ZM51 81H52V79H51ZM53 81H54V80H53ZM57 81H58V80H57ZM125 81H126V80H125ZM131 81H132V78H130V82H131ZM139 81H143V80H139ZM144 81H145V80H144ZM146 81H147L146 84H149V86H150L149 88H152V89H153V87L150 85V84H151L150 80H149L150 83H148V80H147V79H146ZM159 81H161V80H159ZM159 81H158V82H159ZM163 81H162V82H163ZM171 81H172V79H171ZM179 81H180V80H179ZM183 81H185V80H183ZM232 81H233V80H232ZM121 82H122V81H121ZM180 82H181V81H180ZM186 82H188V83H187V86H188V85H189V81L187 80ZM190 82H191V81H190ZM238 82H239V81H238ZM23 83H24V82H23ZM52 83H54V82H52ZM94 83H95V82H94ZM99 83H101V81H99ZM131 83H134V82L132 81ZM174 83H176V82H174ZM177 83H178V82H177ZM177 83H176V84H177ZM239 83H240V82H239ZM27 84H28V83H27ZM29 84H30V83H29ZM45 84H47V83H45ZM95 84H96V83H95ZM142 84H143V83H142ZM144 84H145V83H144ZM162 84H160V85H162ZM171 84H172V83H170V85H171ZM181 84H182V86H184V84H183L182 82H181ZM181 84L178 83L176 86L179 85V87H180ZM193 84H194V81H193ZM255 84H256V83H255ZM10 85H11L12 87H10ZM22 85H24V84H22ZM22 85L20 84V86H22ZM47 85H48V84H47ZM104 85H105V84H104ZM153 85H154V84H153ZM232 85H233V84H232ZM252 85H253V84H252ZM252 85H251V86H252ZM25 86L27 87V85H25ZM28 86H29V85H28ZM31 86H32V85H31ZM39 86H40V85H39ZM65 86H66V85H65ZM67 86H68V85H67ZM74 86H75V85H74ZM108 86H109V85H108ZM110 86H111V85H110ZM122 86H124V85H122ZM125 86H126V85H125ZM142 86H143V85H142ZM144 86H145V85H144ZM147 86H148V85H146L145 88L148 90ZM165 86H163V87H165ZM174 86H175V85H174ZM174 86H173V88H174ZM187 86H185L184 88H186ZM209 86H210V85H209ZM228 86H229V85H228ZM233 86H234V85H233ZM242 86H243V85H242ZM29 87H30V86H29ZM47 87H48V86H47ZM105 87H107V85H106ZM161 87H162V86H161ZM161 87H160V88H161ZM163 87H162V88H163ZM169 87H170V86H169ZM179 87H177V88H179ZM235 87H237L236 84H235ZM239 87H240V86H239ZM243 87H244V86H243ZM252 87H254V86H252ZM12 88H13V89H12ZM110 88H111V87H110ZM125 88H128V87H125ZM143 88H144V87H143ZM177 88H176V89H177ZM181 88H182V87H180L179 91L182 90ZM193 88H194V87H193ZM196 88H197V87L195 86V89H196ZM203 88H204V87H203ZM211 88H212V87H211ZM231 88H232V87H231ZM31 89H32V88H31ZM33 89H34V88H33ZM171 89H172V88H171ZM176 89H175V90H176ZM234 89H235V88H234ZM237 89H238V87H237ZM258 89H259V88H258ZM20 90H21V89H20ZM80 90H81V89H80ZM106 90H107V89H106ZM108 90H109V89H108ZM108 90H107V91H108ZM122 90H123V87H122ZM126 90H127V89H126ZM126 90H124V92H126ZM147 90H146V91H147ZM166 90H165V91H166ZM192 90H193V89H192ZM197 90H198V89H197ZM213 90H214V89L212 88V91H213ZM227 90H228V88H227ZM12 91H13V92H12ZM22 91H23V90H21L20 92H22ZM73 91H74V90H73ZM176 91H177V90H176ZM176 91H175V92H176ZM215 91H216V90H214V93H217V92H215ZM18 92H19V89H18ZM42 92H43V91H42ZM98 92H99V91H98ZM131 92H132V91H131ZM143 92H144V90H143ZM169 92H170V91H169ZM171 92H173V91H171ZM182 92H183V90H182ZM255 92H256V91H255ZM25 93H26V92H25ZM39 93H40V91H39ZM44 93H45V92H44ZM53 93H54V91H53ZM75 93H76V91H75ZM103 93H104V92H103ZM109 93H110V91H109ZM126 93H128V92H126ZM139 93H142V92H139ZM139 93H137L136 95H138ZM144 93H145V92H144ZM147 93H149V92H147ZM150 93H151V94H154V93H152V90L150 91ZM157 93H158V92H157ZM159 93H160V95H161L162 92L160 91ZM164 93L169 94L167 91H166V92L163 91V95H165ZM173 93H174V92H173ZM173 93H171V94H173ZM198 93H199V92H198ZM31 94H32V93H31ZM48 94H49V92H47V96H48V97H47L46 99H47V102L49 103V105H47V106H46V105H43V106H42V110L44 109V108H43L44 106L47 107L48 109L51 108L50 106H53L52 108L57 107V106H58L57 103L60 102L59 99H57V100H55L56 102H54V105H51V104H53L51 101H54V100L52 99L53 96H52V98H51V97H49ZM50 94H52V93H50ZM90 94H91V93H90ZM124 94H125V93H124ZM174 94H175V93H174ZM178 94H179V93H178ZM211 94H213V92H211ZM238 94H239V93H238ZM23 95H24V93H23ZM27 95H28V94H27ZM29 95H30V94H29ZM32 95H33V94H32ZM32 95H31V96H32ZM52 95H54V94H52ZM85 95H86V94H85ZM109 95H110V94H109ZM136 95H135V96H136ZM143 95H146V93L143 94ZM143 95H142V97H143ZM147 95H148V94H147ZM160 95L157 94L158 98L160 97ZM179 95H181V94H179ZM218 95H219V94H218ZM218 95H217V96H218ZM222 95H223V94H222ZM263 95H264V94H263ZM34 96H35V95H34ZM50 96H51V95H50ZM55 96H58V95L56 94ZM125 96H126V94H125ZM131 96H133V98H134V99L132 100V102L134 101V104H135V103H137V104H138V103H141V102H137V101H141V99L137 100V96H136V100H137L136 102H135V96H134V95H131ZM149 96H150V94H149ZM149 96H147V97H149ZM173 96H174V95H173ZM176 96H177V94H176ZM203 96H204V95H203ZM210 96H211V95H210ZM210 96H209V97H210ZM247 96H248V95H247ZM7 97H8V96H7ZM32 97H33V96H32ZM32 97L29 98V99L32 100ZM110 97H111V96H110ZM161 97H162V95H161ZM207 97H208V96H207ZM218 97H219V96H218ZM237 97H238V96H237ZM8 98H9V97H8ZM48 98H49V100H48ZM54 98H56V97H54ZM129 98H130V95H128V99H129ZM153 98H154V97H151V96H150L149 101L152 100V101L155 102V100H153ZM155 98H156V97H155ZM165 98H166V97H165ZM165 98H164V99H165ZM172 98H173V97H172ZM174 98H175V96H174ZM174 98H173V100H174ZM177 98H179V97H177ZM177 98H176V99H177ZM239 98H240V97H239ZM248 98H249V97H248ZM207 99H208V98H207ZM217 99H218V98L216 97V100H217ZM250 99H251V98H250ZM19 100H21V99H19ZM111 100H113V99H111ZM143 100H144V99H143ZM162 100H163V99H162ZM173 100H170V102H172ZM208 100H210V99H208ZM208 100H206V102H208ZM218 100H219V99H218ZM218 100H217V101H218ZM247 100H248V99H247ZM49 101H50V102H49ZM129 101H130V99H129ZM149 101H147V98H146V102H149ZM164 101H165V100H164ZM174 101L176 102L177 100H174ZM203 101H204V100H203ZM19 102H20V101H19ZM144 102H145V100H144ZM144 102H143V104H145V107H150V106H152L151 104H150L149 106H146V103H144ZM150 102H151V101H150ZM154 102H152L153 105H156V104H154ZM156 102H157V101H156ZM166 102H167V98H166L165 103H166ZM204 102H205V101H204ZM212 102H213V101H212ZM218 102H219V101H218ZM226 102H227V101H226ZM31 103H32V102H31ZM31 103H30V105H31ZM50 103H51V104H50ZM208 103H209V102H208ZM219 103H220V102H219ZM241 103H242V102H241ZM248 103H249V100H248ZM20 104H21V103H20ZM27 104H28V103H27ZM27 104H26V105H27ZM55 104H56V106H55ZM134 104H133V105H134ZM147 104H148V103H147ZM157 104H158V103H157ZM166 104H167V103H166ZM190 104H191V103H190ZM72 105H74V103H73ZM115 105H116V103H115ZM141 105H142V104H141ZM141 105L138 104V106H141ZM205 105H206V104H205ZM209 105H211V104H209ZM209 105H208V106H209ZM213 105H214V104H213ZM242 105H243V104H242ZM242 105H241V106H242ZM31 106H32V105H31ZM62 106H63V105H62ZM116 106H117V105H116ZM157 106L160 107L161 104H160V105H157ZM167 106H169V105H167ZM179 106H180V105H179ZM215 106H216V105H215ZM248 106L250 107V105H248ZM75 107H76V106H75ZM158 107H157V108H158ZM171 107H172V106H171ZM222 107H224V106H222ZM249 107H248V109H249ZM52 108H51V109H52ZM71 108H73V107H71ZM71 108H70V109H71ZM113 108H114V107H113ZM117 108H118V107H117ZM136 108H137V107H136ZM138 108H139V107H138ZM138 108H137V109H138ZM151 108H152V107H151ZM163 108H164V110H166L165 107H163ZM174 108H175V104H174L173 110H174ZM176 108H177V107H176ZM220 108H221V107H220ZM242 108L244 109V107H242ZM22 109H24L23 112L25 113V115L27 114V112H29L28 110H27V112H25L26 109L23 107V105H22ZM94 109H95V108H94ZM115 109H116V108H115ZM118 109H119V108H118ZM143 109H144V108H143V105H142V110H143ZM152 109H153V108H152ZM218 109H219V108H218ZM218 109H217V110H218ZM120 110H121V108L119 109V111H120ZM129 110H130V108H129ZM138 110H139V109H138ZM154 110H156V107L154 108ZM159 110H160V109H159ZM171 110H172V109H171ZM215 110H216V107H215ZM221 110H222V109H220V112H221ZM250 110H251V109H250ZM252 110H253V109H252ZM252 110H251V111H252ZM49 111H50V110H49ZM53 111H54V110H53ZM71 111H72V110H71ZM103 111H104V110H103ZM106 111H107V109H106ZM108 111H109V110H108ZM127 111H128V110H127ZM174 111H175V110H174ZM222 111H223V110H222ZM245 111H246V110H245ZM251 111H250V113H252V116H253V112H251ZM23 112L21 111L20 113L24 114ZM42 112H44V111H42ZM109 112H110V111H109ZM111 112H112V111H111ZM122 112H123V111H122ZM128 112L131 113V111H128ZM212 112H213V111H212ZM217 112H218V111H217ZM50 113L53 114L52 111H50ZM63 113H64V112H63ZM99 113H100V112H99ZM194 113H195V112H194ZM200 113H201V111H200ZM213 113H214V112H213ZM221 113H222V115H223V112H221ZM226 113H227V112H226ZM5 114H6V113H5ZM42 114L45 116V117L43 116L44 118H46V115H48V114L45 113V112L42 113ZM51 114H49V116H50ZM122 114H123V113H122ZM215 114H216V113H215ZM218 114H220V113H218ZM246 114H248V113H246ZM254 114H255V113H254ZM53 115H54V114H53ZM53 115H52V116H53ZM76 115H78V114L76 113ZM99 115H100V114H99ZM210 115H211V113H210ZM222 115H221V116H222ZM238 115H239V114H238ZM4 116H5V115H4ZM41 116H42V115H41ZM49 116H47L46 121H47V119L49 120V118H48ZM64 116H65V115H64ZM104 116H105V114L103 113V117H104ZM160 116H161V115H160ZM211 116H212V115H211ZM211 116H210V117H211ZM216 116H217V115H216ZM216 116L213 115V117H216ZM249 116H251V115L249 114ZM2 117H3V116H2ZM56 117H57V116H56ZM56 117L54 116V119H55ZM62 117H63V116H62ZM124 117H125V116H124ZM196 117H197V116H195L193 119H195ZM213 117H212V118H213ZM218 117H219V116H218ZM13 118H14V117H13ZM29 118H30V117H29ZM50 118H51V116H50ZM58 118H59V117H58ZM67 118H68V117H67ZM96 118H98V117H96ZM105 118H106V117H105ZM125 118H126V117H125ZM172 118H173V117H172ZM250 118H251V117H250ZM250 118H249V119H250ZM52 119H53V117H52ZM54 119H53V120H54ZM99 119H100V118H99ZM134 119H135V118H134ZM214 119H215V118H213L212 120H214ZM217 119H218V118H217ZM256 119H257V117H256ZM57 120H58V119H57ZM57 120L55 119V123H56ZM124 120H125V119H124ZM127 120H128V119H127ZM170 120H171V118H170ZM197 120H198V119H197ZM257 120H258V119H257ZM41 121H42V119H41ZM46 121H45V122H46ZM58 121H59V120H58ZM128 121H129V120H128ZM195 121H196V119H195ZM209 121H210V120H209ZM214 121H215V120H214ZM248 121H249V120H248ZM258 121H259V120H258ZM42 122L44 123V121H42ZM59 122H60V121H59ZM98 122H99V121H98ZM112 122H113V121L111 120V123H112ZM171 122H173V120H172ZM207 122H208V121H207ZM250 122H251V120H250ZM259 122H260V121H259ZM259 122H257V123H259ZM43 123H41V124H42L41 127H40V125L37 126L38 128L40 127L41 130H44L43 128H47L49 125L52 126V124H54V123L50 124L51 122H50V123H49V122H46V123L48 124V126L46 127V126L44 125V126H45V127H44V126H43ZM46 123H44V124H46ZM100 123H101V122H100ZM214 123H216V121H215ZM219 123H220V122H219ZM224 123H225V122H224ZM248 123H249V122H248ZM254 123H255V121H254ZM47 124H46V125H47ZM57 124H58V123H57ZM114 124H115V123H114ZM128 124H129V123H128ZM170 124H171V123H170ZM193 124H194V121H193ZM217 124H218V123H217ZM220 124H221V123H220ZM220 124H219V125H220ZM222 124H223V123H222ZM222 124H221V125H222ZM252 124H253V123H252ZM2 125H3V123H2ZM235 125H236V124H235ZM248 125H251V124H248ZM54 126H55V124H54ZM56 126H57V125H56ZM197 126H198V125H197ZM205 126H206V125H205ZM175 127H177V126H175ZM194 127H195V129L197 128L196 126H194ZM253 127H254V125H253ZM253 127H251V129H253ZM30 128H31V127H30ZM40 128H39V129H40ZM141 128H142V127H141ZM141 128H139V129H141ZM169 128H170V127H169ZM205 128H206V127H205ZM223 128H224V127H223ZM258 128H259V127H257V129H258ZM261 128H262V127H261ZM57 129L59 130V128H57ZM84 129H85V128H84ZM104 129H105V128H104ZM224 129H225V128H224ZM257 129H256V130H257ZM29 130H30V129H29ZM108 130L110 131L111 129L109 128ZM170 130H171V128H170ZM170 130H169V131H170ZM253 130H254V129H253ZM30 131L33 132L32 130H30ZM47 131H49L48 128H47V130L45 131V132H46L45 134H47V135H46L47 137L45 136V139L50 137V134L47 133ZM83 131H84V130H83ZM106 131H107V130H106ZM171 131H172V130H171ZM205 131H206V130H205ZM224 131H225V130H224ZM41 132H42V131H41ZM49 132H51V131H49ZM81 132H82V131H81ZM110 132H111V131H110ZM194 132H195V130H194ZM225 132H226V131H225ZM51 133H52V132H51ZM76 133H77V132H76ZM87 133H88V132H87ZM111 133H112V132H111ZM123 133H124V132H123ZM169 133H170V132H168V134H169ZM203 133H204V131H203ZM237 133H239V132L237 131ZM256 133H257V132H256ZM261 133H262V131H261ZM42 134H43V132H42ZM45 134H44V135H45ZM52 134H53V133H52ZM74 134H75V133H74ZM82 134H83V133H82ZM162 134H163V133H162ZM250 134H251V133H250ZM259 134H260V133H259ZM262 134H263V133H262ZM53 135H54V134H53ZM84 135H85V134H84ZM118 135H120V134H118ZM122 135H123V134H122ZM165 135H166V134H165ZM193 135H194V133H193ZM256 135H257V134H256ZM85 136H86V135H85ZM201 136H202V135H201ZM201 136H200V137H201ZM203 136H204V135H203ZM263 136H264V135H263ZM263 136H262V137H263ZM53 137H54V136H53ZM86 137H88V136H86ZM86 137H85V138H86ZM176 137H177V136H176ZM260 137H261V136H260ZM21 138H22V137H21ZM112 138H113V135H112ZM174 138H175V137H174ZM252 138H253V137H252ZM263 138H264V137H263ZM263 138H261V140H262ZM19 139H20V138H19ZM78 139H79V138H78ZM171 139H172V138H171ZM16 140H17V139H16ZM34 140H35V139H34ZM169 140H170V137H169ZM176 140H177V139H176ZM199 140H200V139H199ZM29 141H30V138H29ZM29 141H28V142H29ZM46 141H47V140H46ZM48 141H50V140H48ZM162 141H163V140H162ZM241 141H242V140H241ZM48 143H49V142H48ZM50 143H52V142H50ZM50 143H49V144H50ZM151 143H152V142H151ZM192 143H196V141H192ZM205 143H206V142H205ZM27 144H28V143H27ZM38 144H39V143H38V141H37V146L40 145V144H39V145H38ZM66 144H67V143H66ZM102 144H103V143H102ZM113 144H114V143H113ZM259 144H260V142H259ZM35 145H36V144H35ZM42 145H43V144H42V142H41V146H42ZM52 145H54V144L52 143ZM88 145H89V144H88ZM141 145H142V144H141ZM141 145H139V147H141ZM149 145H151V144H149ZM165 145H166V143H165ZM184 145H185V144H184ZM227 145H228V144H227ZM233 145H234V144H233ZM28 146H29V144H28ZM33 146H34V144H33ZM37 146H36V147H37ZM50 146H51V145H50ZM116 146H117V145H116ZM166 146H167V145H166ZM193 146H194V144H193ZM225 146H226V145H225ZM236 146H237V145H236ZM261 146H262V145H261ZM39 147H40V146H39ZM44 147H45V146L43 145L42 148H44ZM53 147H54V146H53ZM83 147H84V146H83ZM117 147H118V146H117ZM139 147H138V148H139ZM229 147H230V146H229ZM237 147H238V146H237ZM247 147H248V146H247ZM32 148H33V147H32ZM67 148H68V147H67ZM67 148H66V149H67ZM84 148H85V150H87L86 147H84ZM148 148H149V147H148ZM167 148H168V147H167ZM30 149H31V145H30ZM54 149H55V148H54ZM58 149H59V148H58ZM103 149H104V148H103ZM122 149H123V148H122ZM139 149H141V148H139ZM177 149H178V148H177ZM227 149H229V148L227 147ZM234 149H235V148H234ZM27 150H28V149H27ZM33 150H34V149H33ZM35 150H36V149H35ZM40 150H41V149H40ZM45 150H46V149H45ZM45 150L43 149V151H45ZM47 150H48V149H47ZM64 150H65V149H64ZM100 150L102 151V149H100ZM120 150H121V149H120ZM147 150H148V149H147ZM214 150H215V149H214ZM231 150H232V149H230V151H231ZM259 150H260V149H259ZM261 150H262V147H261ZM80 151H81V150H80ZM80 151H78V152H80ZM101 151H99V154H101V153H100ZM103 151H104V150H103ZM103 151H102V153H103ZM13 152H14V151H13ZM18 152H19V151H18ZM31 152H32V151L30 150L29 154H31ZM45 152H46V151H45ZM63 152H64V151H63ZM84 152H86V151H84ZM110 152L113 153L111 150H110ZM137 152H141V151H137ZM228 152H229V150H228ZM258 152H259V151H258ZM263 152H264V151H263ZM14 153H15V152H14ZM40 153H42V152H40ZM81 153H83V149H82V152H81ZM111 153H110V154H111ZM173 153H174V152H173ZM176 153H178V151H177ZM182 153H183V152H182ZM188 153H189V152H188ZM239 153H240V152H239ZM260 153H261V152H260ZM29 154H28L27 157H29ZM44 154H45V153H44ZM92 154H93V156H94L95 153L93 152ZM92 154H91V155H92ZM105 154H106V151H105ZM105 154H104V157L100 155V157H102V158H101V161H103V158H105ZM170 154H171V152H170ZM233 154H234V153H233ZM241 154H242V152H241ZM261 154H262V153H261ZM15 155H16V154H15ZM34 155H35V152H34ZM36 155H37V154H36ZM86 155H87V154H86ZM86 155H83V157L86 158ZM89 155H90V153H88V156H89ZM91 155H90V156H91ZM95 155H96V154H95ZM139 155H141V153L137 154V156H139ZM190 155H191V154H190ZM229 155L231 156L230 153H229ZM263 155H264V153H263ZM45 156H46V155H45ZM80 156L82 157L81 154H80ZM90 156H89V157H90ZM121 156H122V155H121ZM144 156H145V155H144ZM144 156H143V157H144ZM169 156L171 157V155H169ZM183 156H184V155H183ZM30 157H32V155H30ZM30 157H29V158H30ZM72 157H73V156H72ZM74 157H75V158L77 157V153H76V156L74 155ZM78 157H79V156H78ZM89 157H88V158H89ZM91 157H92V156H91ZM173 157H174V156H173ZM173 157H172V158H173ZM207 157H208V156H207ZM213 157H214V156H213ZM232 157H233V155H232ZM262 157H264V156H262ZM29 158H27L26 161H28ZM49 158H50V157H49ZM75 158H74V159H75ZM85 158H84L83 160H80V162H82V161H86ZM93 158H95V157H93ZM138 158H139V157H137V159H138ZM31 159H32V158H31ZM31 159H30V160H31ZM52 159H53V158H52ZM72 159H73V158H72ZM78 159H79V158H77V160H78ZM110 159H111V158H110ZM110 159H109V160H110ZM139 159H141V158H139ZM158 159H161V157H160V158L158 157ZM168 159H170V158H168ZM175 159H176V157H175ZM222 159H223V158H222ZM231 159H232V158H231ZM15 160H16V159H15ZM43 160H44V162H45V158H43ZM75 160H76V159H75ZM90 160H91V158H90ZM104 160H105V159H104ZM142 160L144 161V158H143ZM146 160H149V159H146ZM151 160H152V164H155V161H153V159H151ZM155 160H156V159H155ZM170 160H171L170 162L172 163V159H170ZM184 160H186V159L184 158ZM184 160H183V162H185ZM197 160H198V159H197ZM233 160H234V159H233ZM233 160H232V161H233ZM32 161H33V160H32ZM50 161H52V160H50ZM88 161H89V160H88ZM96 161H97V160H96ZM137 161H139V160H137ZM166 161H167V159H166ZM175 161H177V159H176ZM190 161H191V160H190ZM190 161H189V162H190ZM193 161H195V159H193ZM29 162H30V161H29ZM39 162H40V160H39ZM77 162H78V161H77ZM105 162H106V161H105ZM153 162H154V163H153ZM167 162H168V161H167ZM167 162H165V163L167 164ZM170 162H168V163H170ZM180 162H182V161L180 160ZM210 162H211V161H210ZM263 162H264V161H263ZM46 163H47V162H46ZM83 163H84V162H83ZM86 163H88V162L86 161ZM106 163H107V162H106ZM156 163H157V162H156ZM173 163H174V162H173ZM173 163H172V164H173ZM176 163H177V162H176ZM194 163H195V162H194ZM214 163H215V162H214ZM234 163H235V162H234ZM12 164H13V162H12ZM23 164H25V162H24ZM47 164H48V163H47ZM50 164H51V163H49L48 165H50ZM76 164H77V163H76ZM79 164H80L81 167H82V163H79ZM91 164H92V162L90 163V165H91ZM102 164H103V163H102ZM108 164H109V163H108ZM108 164H107V166H108ZM112 164H113V163H112ZM121 164H122V163H121ZM207 164H208V162L206 163V165H207ZM20 165H21V164H20ZM43 165H45V164L43 163ZM84 165H85V164H84ZM88 165H89V164H88ZM105 165H106V164H105ZM143 165H144V164H143ZM145 165H146V163H145ZM150 165H151V164H150ZM167 165H168V164H167ZM178 165H179V164H178ZM180 165H181V164H180ZM185 165H186V164H185ZM190 165H191V164H190ZM213 165H214V164H213ZM15 166H17V165H15ZM22 166H23V165H22ZM41 166H42V165H41ZM77 166H78V165H77ZM77 166H76V167H77ZM91 166H92V165H91ZM109 166H110V165H109ZM111 166H112V165H111ZM155 166H156V165H155ZM155 166H154V167H155ZM181 166H182V165H181ZM52 167H53V166H52ZM81 167H80V168H81ZM89 167H90V166H89ZM99 167H100V165H99ZM104 167H105V166H104ZM154 167H153V168H154ZM158 167H159V166H158ZM165 167H166V168H165L164 172H167L168 168H169V169H170V167L174 168V165H173V166H169V167H168V166H165ZM178 167H179V166H178ZM201 167H202V166L200 165V168H201ZM207 167H208V166H207ZM207 167H206V168H207ZM209 167H210V166H209ZM237 167H238V165H237ZM39 168H40V166H39ZM46 168L48 169V166H47ZM55 168H56V167H55ZM151 168H152V166H151ZM203 168H204V167H203ZM206 168H205V169H206ZM11 169H12V168H11ZM43 169H44V166L42 167L41 170L43 171ZM76 169H77V168H76ZM81 169L84 171V168H81ZM103 169L105 170V168H103ZM143 169H144V168H143ZM143 169H141V171H144ZM149 169H150V168H149ZM154 169H155V168H154ZM175 169H176V167H175ZM186 169H187V168H186ZM234 169H235V168H234ZM237 169H238V168H237ZM41 170H37V171H36V169H35L36 172L39 171L38 174L36 173L38 177H35V180H36L37 178H38V180H39V182H37V187H38V186L40 187V185H38V183H43V182H41V181H42L43 179H44V180L47 179V178H46V177H47V173H46V172H48V171H46L45 173H43V172L45 171V169H44L43 172H42ZM110 170H111V169H110ZM156 170H157V169H156ZM159 170H160V169H159ZM188 170H189V169H188ZM188 170H186V171H188ZM224 170H225V169H224ZM21 171H22V170H21ZM85 171H86V170H85ZM87 171H89V170H87ZM151 171H153V169H152ZM151 171H150V172H151ZM160 171H161V170H160ZM175 171H177V170H173V174L175 173ZM189 171H190V170H189ZM193 171H194V170H193ZM195 171H196V170H195ZM236 171H238V170H236ZM74 172H75L74 175L76 176V172H77V171H74ZM80 172H81V171H80ZM80 172L78 171V173H80ZM164 172H163V173H164ZM170 172H171V170H169V172H167V173L169 174ZM191 172H192V171H191ZM199 172H200V171H199ZM222 172H223V171H222ZM16 173H18V172H16ZM22 173H23V172H22ZM40 173L46 174V176L44 177V176H42V174H40ZM48 173H50V169H49V172H48ZM64 173H66V172H64ZM78 173H77V174H78ZM92 173H93V172H92ZM109 173H110V172H109ZM144 173H145V172H144ZM151 173H152V172H151ZM151 173H150V174H151ZM153 173H154V172H153ZM161 173H162V172H161ZM167 173H166L165 175H167ZM220 173H221V172H220ZM33 174H34V173H33V171H32V175H33ZM36 174H35V175H36ZM80 174H81V175H80ZM80 174H78V176L80 175L79 177H81V179H82V176H83V175H82V172H81ZM96 174H97V173H96ZM145 174H146V173H145ZM176 174H177V173H176ZM180 174H181V173H180ZM21 175H22V174H21ZM40 175H41V176H40ZM63 175H64V174H63ZM161 175H162V174H161ZM171 175H172V174H171ZM174 175H175V174H174ZM181 175H183V173H182ZM181 175H180V176H181ZM202 175H203V174H202ZM217 175H218V174H217ZM248 175H249V174H248ZM69 176L71 177V175H69ZM72 176H73V175H72ZM93 176H94V175H93ZM163 176H164V175H163ZM236 176H238V175H236ZM2 177L5 178L4 175H3ZM39 177H41V179H39ZM66 177H67V176H66ZM98 177H99V176H98ZM139 177H141V180H140V181H141V185H139V188H138V189H139L140 191L138 192V194L140 193L141 195H139L140 197H139V196H137V197L139 198V205H138V206L141 207V209H142V215H141L142 218H143V219L145 218V219H147V221L152 222V223H155L154 220L158 219L160 216L163 217V218H166V221H167V219H170V218L173 220V219H174L173 217H175V214H174L173 217H171V216L168 217V216H167V217H168V218H167V217H165V216H162L163 213H161V211L163 210V208L161 209V205L166 203V202L164 203V200L166 199V198L164 199V197H165L164 195H168V194H167V193H168V192H167V188H168V187L166 188V185H165V184H166L167 182L169 183L170 181H172V180H171L172 177H168V176H167V177L170 179V181H169V179L167 178L168 181H167L166 183H165V180H163V179L161 178V179H162V184H163V182L165 183V184H163V185H164V189H163V187H162L163 185H161V186L159 185L158 187H161V188H159V189H156L155 187H152L153 185L151 186L152 182L150 183L149 180H150V179H153V178H151L152 176H150V179L147 178V177L145 178V177H143V176H139ZM148 177H149V176H148ZM175 177L180 178L178 175L175 176ZM182 177H183V176H182ZM182 177H181V178H182ZM191 177H192V176H191ZM42 178H43V179H42ZM60 178H61V177H60ZM71 178H72V177H71ZM75 178H77V177H75ZM83 178H84V177H83ZM188 178H189V177H188ZM262 178H263V177H262ZM6 179H7V178H6ZM66 179H67V178H66ZM69 179H70V178H69ZM172 179H173V178H172ZM176 179H177V178H176ZM176 179H175V180H176ZM216 179H217V178H216ZM236 179H237V178H236ZM0 180H1V178H0ZM8 180H10V178H9ZM18 180H19V177H18ZM85 180H86V184L89 185V181H90V180H88L87 178H86ZM85 180H84V181H85ZM119 180H120V179H119ZM121 180H122V178H121ZM121 180H120V181H121ZM177 180L180 182L179 179H177ZM177 180H176V182H178ZM181 180H182V179H181ZM183 180H184V179H183ZM183 180H182V181H183ZM187 180H188V179H187ZM191 180H192V179H191ZM202 180H203V179H202ZM218 180H219V178H218ZM260 180H262V179H260ZM5 181H6V183H4V184L6 185L9 181H7V180H5ZM11 181H12V180H11ZM21 181H22V180H21ZM68 181H69V180H68ZM93 181H94V180H93ZM104 181H105V179H104ZM123 181H124V179L122 180V182H123ZM136 181H137V180H136ZM150 181H151V180H150ZM152 181H153V180H152ZM184 181H186V180H184ZM216 181H217V180H216ZM17 182H20V181H17ZM44 182H45V181H44ZM129 182H130V181H129ZM174 182H175V181H174ZM186 182H187V181H186ZM202 182H203V181H202ZM205 182H206V180H205ZM208 182H209V180H208ZM226 182H227V181H226ZM53 183H54V182H53ZM56 183H57V182H56ZM81 183H82V182H81ZM132 183H133V182H132ZM132 183H131V184H132ZM193 183H194V182H193ZM234 183H235V182H234ZM260 183H261V181H260ZM1 184H2V183H1ZM1 184H0V185H1ZM33 184H34V183H33ZM90 184H91V183H90ZM129 184H130V183H129ZM136 184H137V183H136ZM159 184H160V182H159ZM169 184H170V183H169ZM169 184H168V185H169ZM179 184H181V182H180ZM184 184H185V183H184ZM191 184H192V183L190 182L189 185H191ZM5 185H4V186H5ZM7 185H8V184H7ZM134 185H135V183H134ZM137 185H138V184H137ZM171 185H172V184H171ZM176 185H178V183H176ZM182 185H183V184H182ZM182 185H181V186H182ZM186 185H187V184H186ZM17 186H18V185H17ZM34 186H36V184H35ZM76 186H77V185H76ZM89 186H90V185H89ZM144 186H147V188H145ZM172 186H173V185H172ZM184 186H185V185H184ZM193 186H194V185H193ZM234 186H235V184H234ZM1 187H3V186H1ZM37 187H36V188H37ZM123 187H124V186H123ZM137 187H138V186H137ZM158 187H157V188H158ZM176 187H177V186H176ZM188 187H189V186H188ZM237 187H238V186H237ZM173 188H174V186H173ZM186 188H187V187H185V189H186ZM190 188H191V187H190ZM214 188H215V187H214ZM0 189H1V188H0ZM4 189H5V188H4ZM37 189H39V188H37ZM75 189H76V188H75ZM124 189H125V188H124ZM124 189H123V190H124ZM177 189H178V188H177ZM177 189L175 190V188H174L175 191H177ZM31 190H32V189H31ZM33 190H34V189H33ZM33 190H32V191H33ZM98 190H99V189H98ZM123 190H122V191H123ZM169 190H170V189H169ZM171 190H172V189H171ZM174 190H173V191H174ZM193 190H194V189H193ZM207 190H208V189H207ZM2 191H3V190H2ZM7 191H8V190H7ZM22 191H23V189L21 188V192H22ZM75 191H76V190H75ZM101 191H102V190H101ZM144 191H145V192H144ZM173 191H172V194L175 196L176 193H175V191H174V193H175V194H174ZM187 191H188V190H187ZM195 191H196V190H195ZM203 191H204V190H203ZM17 192H18V191H17ZM33 192H34V191H33ZM33 192H32V193H33ZM120 192H121V191H120ZM126 192H127V191H126ZM170 192H171V191H170ZM177 192H178V195H179V191H177ZM182 192H183V189H182ZM182 192H180V193H182ZM185 192H186V190H185ZM189 192H190V191H189ZM189 192H188V193H189ZM191 192H192V191H191ZM191 192H190V193H191ZM75 193H76V192H75ZM186 193H187V192H186ZM193 193H195V192H193ZM193 193H192V194H193ZM202 193H203V192H202ZM229 193H230V192H229ZM241 193H242V190H241ZM254 193H255V192H254ZM76 194H77V193H76ZM76 194H75V195H76ZM78 194H79V193H78ZM123 194H124V193H123ZM192 194H190V195H192ZM196 194H197V192H196ZM198 194H199V193H198ZM205 194H206V193H205ZM225 194H226V193H225ZM236 194H237V193H236ZM236 194H235V197H236ZM34 195H35V194H34ZM47 195H48V194H47ZM47 195H46V197L49 199L50 197H48L49 195H48V196H47ZM55 195H56V193H55ZM120 195H121V193L119 194V196H120ZM136 195H137V194H136ZM136 195H134V196H136ZM180 195H181V194H180ZM180 195H179V196H180ZM203 195H204V194H203ZM203 195H202V196H203ZM210 195H211V194H210ZM220 195H221V194H220ZM237 195H238V194H237ZM8 196H9V195H8ZM18 196H19V195H18ZM32 196H33V195H32ZM52 196H53V195H52ZM174 196H173V198H175ZM179 196H178V197H179ZM183 196H184V194H183ZM221 196H222V195H221ZM224 196H225V195H224ZM227 196H228V194H227ZM10 197H12V196H10ZM14 197H15V195H14ZM73 197H75V196H73ZM137 197L134 199V200H136V202L138 201ZM167 197H169V196H167ZM171 197H172V196H171ZM178 197H177V198H178ZM189 197H190V196H189ZM219 197H220V196H219ZM77 198H78V197H77ZM118 198H119V197H118ZM118 198H116V200H117ZM125 198H126V196H125ZM133 198H134V197H133ZM181 198H182V196H181ZM190 198H191V197H190ZM203 198H204V197H203ZM223 198H224V197H223ZM0 199H1V198H0ZM8 199H10V198H8ZM8 199H7V200H8ZM72 199H74V198H72ZM119 199H120V198H119ZM170 199H171V198H170ZM185 199H186V198H185ZM185 199H184V200H185ZM208 199H209V197H208ZM235 199H236V198H235ZM235 199H234V200H235ZM50 200H51V198H50ZM120 200H121V199H120ZM168 200H169V199H168ZM171 200H172V199H171ZM173 200H174V199H173ZM173 200H172V201H173ZM176 200H179V201H180L179 198L176 199ZM176 200H175V201H176ZM184 200H183V201H184ZM186 200H187V199H186ZM188 200H189V199H188ZM192 200H193L194 202L197 201V199H196V201H195L194 199H192ZM204 200H205V199H204ZM217 200H218V199H217ZM219 200H220V199H219ZM247 200H248V199H247ZM32 201H33V200H32ZM32 201H31V203H32ZM42 201H45V200L42 199ZM51 201H53V198H52ZM51 201H50V202H51ZM124 201H125V200H124ZM165 201H167V199H166ZM237 201H238V198H237ZM237 201H236V203H237ZM0 202H1V200H0ZM27 202H28V201H26V203H27ZM46 202H48V201H46ZM55 202H56V200H55ZM162 202H163V203H162ZM180 202H181V201H180ZM185 202H186V201H184V205L187 206L188 204L186 205ZM220 202H222V200H220ZM257 202H258V201H257ZM257 202H256V203H257ZM263 202H264V201H263ZM42 203L44 204V202H42ZM42 203H41V204H42ZM52 203H53V202H52ZM56 203H57V202H56ZM121 203H122V201H121ZM126 203H127V201H126ZM181 203H182V202H181ZM261 203H262V202H261ZM50 204H51V203H50ZM176 204H177V203H175L174 205H176ZM202 204H203V203H202ZM218 204H219V203H218ZM226 204H227V203H226ZM29 205H30V204H29ZM36 205H37V204H36ZM53 205H54V204H53ZM62 205H64V204H62ZM132 205H133V204H132ZM134 205H135V204H134ZM181 205H182V204H181ZM189 205H191V204H189ZM200 205H201V204H200ZM215 205H216V204H215ZM219 205H220V204H219ZM254 205H255V204H254ZM7 206H8V205H7ZM7 206H6V207H7ZM30 206H31V209H32V204H31ZM65 206H66V205H65ZM118 206H119V205H118ZM118 206H117V207H118ZM135 206H136V205H135ZM163 206H164V205H163ZM163 206H162V207H163ZM165 206H166V205H165ZM179 206H180V205L178 204V207H179ZM191 206L194 207V205H191ZM206 206H207V205H206ZM67 207H68V206H67ZM89 207H90V206H89ZM126 207H127V206H126ZM166 207H167V206H166ZM169 207H171V206L169 205L168 208H169ZM173 207H174V206H173ZM178 207H177V206L174 207V208H175L174 211L177 212V214H180V209H182V208L179 207L180 209H179L178 211H176V210H177L176 208H178ZM182 207H183V205H182ZM193 207H192V208H193ZM219 207H221V205H220ZM263 207H264V206H263ZM60 208H61V207H60ZM82 208L84 209V207H82ZM90 208H91V207H90ZM119 208H120V206H119ZM127 208H128V207H127ZM127 208H125V209H127ZM132 208H133V207H132ZM171 208H172V207H171ZM216 208H218V206H216ZM216 208H215V210H216ZM114 209H115V208H114ZM128 209L130 210V205H129V208H128ZM186 209H187V208H186ZM33 210H34V207H33ZM69 210H70V209H69ZM81 210H82V209H81ZM84 210H85V209H84ZM84 210H83V211H84ZM118 210H119V209H118ZM118 210H117V211H118ZM120 210H121V209H120ZM172 210H173V208H172ZM184 210H185V209H184ZM208 210H209V209H208ZM215 210L213 211L214 213H215ZM11 211H12V210H11ZM22 211H23V210H22ZM126 211H127V210H125L123 213H126ZM166 211H167V210H166ZM169 211L171 212V209H170V208H169ZM174 211H173V212H174ZM181 211H182V210H181ZM189 211H190V209H189ZM200 211H201V210H200ZM202 211H203V210H202ZM202 211H201V212H202ZM238 211H239V210H238ZM75 212H77V211H75ZM78 212H79V211H78ZM178 212H179V213H178ZM184 212H185V211H184ZM190 212H191V211H190ZM195 212H196V211H195ZM218 212H219V209H218ZM79 213H80V212H79ZM88 213H89V212H88ZM130 213H134V212H131V211H130ZM164 213H165V214H166V213L169 214V212H164ZM185 213H186V212H185ZM202 213H203V212H202ZM36 214H37V213H36ZM39 214H41V213H39ZM46 214H47V213H46ZM168 214H167V215H168ZM170 214H173V213H170ZM170 214H169V215H170ZM177 214H176V215H177ZM195 214H196V213H195ZM218 214H220V213H218ZM239 214H240V213H239ZM87 215H88V214H87ZM124 215L127 216L128 214L126 213V214H124ZM134 215H135V214H134ZM192 215H193V213H192ZM198 215H201V214H196L195 217L197 218ZM211 215H212V214H211ZM11 216H12V215H11ZM37 216H38V215H37ZM56 216H58V215H56ZM56 216H55V217H56ZM131 216H132V215H131ZM178 216H179V215H178ZM178 216H176V217H178ZM9 217H10V215H9ZM32 217H33V216H32ZM132 217H133V216H132ZM161 217H160V220H161ZM182 217H183V215H182ZM212 217H213V216H212ZM7 218H8V217H7ZM28 218H29V217H28ZM58 218H59V217H58ZM124 218H125V217H124ZM136 218H137V216H136ZM178 218H179V220L182 219V218H180V216H179ZM178 218H176V219H178ZM221 218H222V217H221ZM15 219H16V218H15ZM26 219H27V218H26ZM31 219H32V218H31ZM55 219H56V218H55ZM69 219H70V218H69ZM138 219H139V218L136 219V222H137ZM143 219H139V221H141V220L143 221ZM183 219H184V217H183ZM192 219H194V218H192ZM18 220H19V219H18ZM29 220H30V219H29ZM53 220H54V219H53ZM53 220H51V221H53ZM56 220H58V219H56ZM56 220H55V221H56ZM62 220H63V219H61V221H62ZM106 220H107V219H106ZM128 220H129V222H130V219H127V221H128ZM131 220H132V219H131ZM179 220H178V221H179ZM184 220H186V218H185ZM215 220H217V219H215ZM220 220H221V219H220ZM225 220H226V219H225ZM19 221H20V220H19ZM24 221H25V220H24ZM34 221H35V220H34ZM67 221H68V220H67ZM144 221L146 222V220H144ZM144 221H143V223H145ZM157 221H158V220H157ZM162 221H163V220H162ZM175 221H176V220H175ZM189 221H190V220H189ZM15 222H16V221H15ZM20 222H21V221H20ZM20 222H19V223H20ZM32 222H33V221H32ZM62 222H63V221H62ZM133 222H135V220H133ZM149 222H148V223H149ZM158 222H159V224H162L160 221H158ZM170 222H171V221H170ZM170 222L168 221L169 224H170ZM179 222H180V221H179ZM191 222H193V221H191ZM191 222H190V223H191ZM194 222H195V221H194ZM196 222H197V221H196ZM211 222H212V220H211ZM215 222H216V221H215ZM236 222H237V221H236ZM241 222H242V221H241ZM19 223L17 222L18 226H19ZM24 223H25V222H24ZM86 223H87V222H86ZM101 223H102V222H101ZM185 223H186V221H185ZM185 223H184V224H185ZM201 223H202V222H201ZM205 223H208V222L205 221ZM17 224H16V226H17ZM34 224H36V223L34 222ZM55 224H56V226H58L57 223H55ZM59 224H60V223H59ZM61 224H62V223H61ZM141 224H142V223H141ZM156 224H157V223H156ZM165 224L167 225V228L170 227L169 224H167V223H165ZM178 224H179V225H182V224H180V223H178ZM193 224H194V223H193ZM198 224H199V223H198ZM134 225H136V224H134ZM145 225H146V228H147V225L151 226L150 223H149V224H146V223H145ZM166 225H163V224H162V226H165V227H166ZM185 225H186V224H185ZM201 225H203V224H201ZM242 225H243V224H242ZM13 226H14V225H13ZM18 226H17V227H18ZM41 226H42V224L40 225V229L43 227V226H42V227H41ZM45 226H46V225H45ZM60 226L62 227L61 229L65 228V227L63 226V224L60 225ZM60 226H59V227H60ZM68 226H69V225H68ZM74 226H76V225H74ZM91 226H92V225H91ZM136 226H137V225H136ZM139 226H141V225H139ZM149 226H148V227H149ZM153 226L156 227L157 225H156V226L153 225ZM153 226H151V227L154 228ZM162 226H161V227H162ZM168 226H169V227H168ZM173 226H174V225H173ZM190 226H191L192 228L194 227V226H192V225H190ZM196 226H197V225H196ZM204 226H206V225L204 224ZM80 227H81V226H80ZM182 227H184V226H182ZM182 227H181V228H182ZM188 227H189V226H188ZM207 227H208V226H207ZM242 227H243V226H242ZM1 228H2V227H1ZM21 228H22V227H21ZM23 228H24V227H23ZM49 228H50V227H49ZM68 228H69V227H68ZM84 228H85V227H84ZM131 228H133V227H131ZM149 228H150V227H149ZM152 228H150V229H152ZM156 228H157V227H156ZM174 228H175V227H174ZM198 228H199V225H198ZM17 229H18V228H17ZM17 229H16V230H17ZM50 229H52V227H51ZM59 229H60V228H59ZM61 229H60V230H61ZM82 229H83V228H82ZM85 229H86V228H85ZM139 229H144V228H143V226H141V228H139ZM154 229H155V228H154ZM154 229L151 230V231H152V232H156V231L158 230V229H157V230L155 229V230H156V231H155ZM187 229H188V228H187ZM35 230H36V229H35ZM94 230H95V229H94ZM105 230H107V229H105ZM131 230H132V229H131ZM134 230H135V229H134ZM148 230H149V229H148ZM159 230H160V229H159ZM170 230H172V229H171V228H170V229H167V231H169L168 234H170V236H169V235H168V236L171 237V238H168V239L171 240V239H173L172 236H174V235L171 236L172 232H170ZM179 230H183V229H180V228H179L177 231H179ZM185 230H186V229L184 228V231H183V232L186 233ZM188 230H190V228H189ZM13 231H14V230H13ZM17 231H18V230H17ZM33 231H34V230H33ZM58 231H59V230H57V232H58ZM71 231H72V229H71ZM162 231H163V230H161V232H162ZM193 231H194V232H193ZM193 231H192V233H195V232L198 233V232L195 231V230H193ZM229 231H230V230H229ZM25 232H26V231H25ZM80 232H81V231H80ZM94 232H95V231H94ZM134 232H135V231H134ZM152 232H151V233H152ZM161 232H160V233H161ZM163 232H164V231H163ZM173 232H174V231H173ZM230 232H231V231H230ZM0 233H2L1 230H0ZM17 233H18V232H17ZM62 233H63V232H62ZM67 233H68V232H67ZM90 233H92V232H90ZM96 233H97V232H96ZM136 233H137V232H136ZM160 233H158V234H160ZM166 233H167V232H166ZM209 233H210V232H209ZM223 233H224V232H223ZM225 233H226V232H225ZM5 234H6V233H5ZM14 234H15V233H14ZM51 234H52V233H51ZM164 234H165V233H164ZM8 235H9V234H8ZM45 235H46V234H45ZM52 235H53V234H52ZM52 235H50V237H52ZM153 235H155V234H153ZM184 235H185V234H184ZM197 235H199V234H197ZM238 235H239V234H238ZM245 235H246V234H245ZM250 235H251V234H250ZM250 235H249V236H250ZM9 236H10V235H9ZM21 236H22V235H21ZM190 236H191V235H190ZM194 236H195V235H194ZM14 237H15V236H14ZM14 237H13V238H14ZM50 237H49V238H50ZM57 237H59V236H57ZM62 237H63V236H62ZM62 237L60 236L59 239H62ZM64 237H65V236H64ZM75 237H76V236H75ZM75 237H74V238H75ZM94 237H95V236H94ZM154 237H157V236H154ZM165 237H166V236H165ZM165 237H164V238H165ZM178 237H179V236H178ZM184 237H186V235H185ZM246 237H248V236L246 235ZM246 237H244V239H246ZM250 237H253V235H251ZM10 238H12V237H10ZM10 238L8 239L9 241H10ZM15 238H17V237H15ZM25 238H26V237H25ZM25 238H24V239H25ZM39 238H40V237H39ZM142 238L144 239V237H142ZM157 238H158V240L161 239L160 237H157ZM180 238H181V237H180ZM190 238L193 239L194 237L191 236ZM195 238H196V237H195ZM205 238H207V237H205ZM248 238H249V237H248ZM50 239L54 242V236H53V239H52V238H50ZM50 239H49V243H50ZM56 239H57V238H56ZM59 239L57 240V242H60V241H61V240H59ZM67 239H69V238H67ZM166 239H167V238H166ZM176 239H178V238H176ZM176 239H175V240H176ZM249 239H251V238H249ZM16 240H17V239H16ZM35 240H37V239H35ZM144 240H145V239H144ZM173 240H174V239H173ZM187 240H188V239H187ZM187 240H186V241H187ZM14 241H15V240H14ZM37 241H38V240H37ZM66 241H67V240H66ZM162 241H163V240H162ZM217 241H218V240H217ZM217 241L215 240L213 243H215V242H217ZM250 241H251V240H250ZM146 242H147V241H146ZM187 242H188V241H187ZM195 242H196V241H194V243H195ZM199 242H200V241H199ZM67 243H68V242H67ZM142 243H144V241H142ZM173 243H174V241H173ZM213 243H212V244H213ZM243 243L245 244V243H247V241L245 240V241H243ZM248 243H249V242H248ZM248 243H247V245H248ZM32 244H33V242H32ZM59 244H61V243H59ZM62 244H64V243L62 242ZM138 244H139V243H138ZM144 244H145V243H144ZM165 244H166V242H165ZM191 244H192V243H191ZM216 244H217V246H218V243H216ZM244 244H243V245H244ZM27 245H28V244H27ZM64 245H65V244H64ZM161 245H162V244H161ZM175 245H176V244H175ZM188 245H189V244H188ZM210 245H211V243H210ZM210 245H207L208 248H209V247L211 248ZM245 245H246V244H245ZM247 245H246V246H247ZM5 246H7V245H5ZM61 246H62V245H61ZM144 246H145V245H144ZM167 246H168V244H167ZM167 246H166V247H167ZM172 246H173V245H172ZM185 246H186V245H185ZM189 246H190V248L192 247L191 249H193V245H189ZM217 246H216V247H217ZM7 247L9 248V246H7ZM30 247H31V246H30ZM32 247H33V246H32ZM134 247H135V246H134ZM145 247L147 248V245H146ZM154 247H156V246H154ZM174 247H175V246H174ZM204 247H205V246H204ZM263 247H264V244H263ZM69 248H71V247L69 246ZM77 248H79V246H77ZM167 248H168V247H167ZM208 248H206V249H207L206 252H202V250H200V253H197L198 251H196V249H194L195 252H193V251L191 252V251L189 250V252H188V253L186 252V254H184V253H173L174 251H173L172 254H171V251H172V250L170 249V250H171V251H170V250L168 249V250L170 251V253H169V255H168V258H166V260H167V264H237V262H233V261H232L231 259H229V258H228L229 261H227L228 259H226L223 255L221 256L220 254H208V253H207V252H209ZM212 248H213V245H212ZM212 248H211V249H212ZM237 248H238V246H237ZM4 249H5V248H4ZM4 249H2V250L5 252L7 248H6L5 250H4ZM12 249H14V248H12ZM28 249H30L29 246H28ZM54 249H55V253H56V254H59V253L62 254V253H63V252H62V253H61V252L58 253V249H56L55 246H54ZM73 249H74V248H73ZM197 249H198V248H197ZM227 249H229V248H227ZM244 249H245V248H244ZM26 250H27V249H26ZM66 250H67V249H66ZM71 250H72V249H71ZM71 250H70V251H71ZM178 250H179V249H178ZM198 250H199V249H198ZM257 250H258V249H257ZM7 251H8V250H7ZM48 251H49V249H48ZM60 251H62V249H61ZM104 251H105V250H104ZM169 251H167V253H168ZM187 251H188V249H187ZM237 251H238V250H237ZM239 251H240V250H239ZM259 251H261V250L259 249ZM0 252H2V251L0 250ZM18 252H19V251H18ZM24 252H25V251H24ZM42 252H43V251H42ZM42 252H41V253H42ZM64 252H65V248H64ZM66 252H68V250H67ZM100 252H102V251H100ZM226 252H227V251H226ZM235 252H236V251H235ZM252 252H253V250H252ZM19 253H20V252H19ZM19 253H18V254H19ZM41 253H40V255H41ZM210 253H211V252H210ZM239 253H240V252H239ZM33 254H34V253H33ZM48 254L50 255L51 253H48ZM52 254H53V253H52ZM226 254L228 255V253H226ZM226 254H225V255H226ZM3 255H4V254H3ZM25 255H26V254H25ZM27 255H28V254H27ZM38 255H39V254H37V256H38ZM40 255H39V256H40ZM46 255H47V254H46ZM46 255H44V256H46ZM49 255H48V257H50ZM131 255H132V254H131ZM235 255H236V254H235ZM238 255L240 256V254H238ZM32 256H33V255H32ZM37 256H36V257H37ZM39 256H38V258H39ZM65 256H66V255H65ZM29 257H30V256H29ZM80 257H81V256H80ZM80 257H79V258H80ZM88 257H89V256H88ZM16 258H17V257H16ZM38 258H37V259H38ZM43 258H45V257H43ZM68 258H69V257H68ZM99 258H100V257H99ZM237 258H238V257H237ZM239 258H240V257H239ZM246 258H247V257H245V259H246ZM249 258H250V257H249ZM2 259H3V258L1 257V260H2ZM19 259H20V257H19ZM37 259H36V260H37ZM40 259L42 260V258H40ZM53 259H54V258H53ZM149 259H150V258H149ZM225 259H226V260H225ZM253 259H254V258H253ZM1 260H0V264H2V263H1L2 261H1ZM41 260H40V261H41ZM56 260H57V259H56ZM251 260H252V259H251ZM19 261H20V260H19ZM19 261H18V262H19ZM30 261H31V260H30ZM42 261H43V260H42ZM51 261H52V260H51ZM53 261H54V260H53ZM242 261H243V260H242ZM246 261H247V260H246ZM64 262H65V261H64ZM88 262H91V261H88ZM31 263H34V262L31 261ZM31 263H30V264H31ZM59 263H60V262H59ZM65 263H66V262H65ZM246 263H247V262H246ZM15 264H16V263H15ZM86 264H87V263H86ZM88 264H89V263H88ZM241 264H243V263H241Z\"/></svg>",
	"mask_w": 264,
	"mask_h": 264
}]
</instances>
